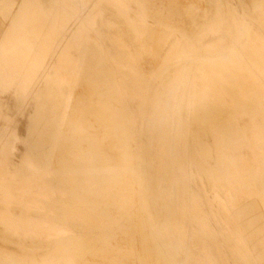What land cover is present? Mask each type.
I'll return each instance as SVG.
<instances>
[{"label": "rangeland", "instance_id": "374dc122", "mask_svg": "<svg viewBox=\"0 0 264 264\" xmlns=\"http://www.w3.org/2000/svg\"><path fill=\"white\" fill-rule=\"evenodd\" d=\"M15 1H16V3H15ZM102 1H103V3H102ZM105 1H107V0H94V1L93 0H87V1L84 0V5L86 4L84 7V12H85V15L87 17L83 20L82 23H79L80 26H79V30H78V34L84 36V38L80 37L79 39L72 40L68 44L67 50H65V51L62 50V52H59L58 54H56L55 56H53L49 60V63L51 65L50 66L48 65L46 67V71H50L52 69H55V71L59 72V74L58 73H55V75L51 74V76L49 75V77L46 80H41V82H39L36 85V91H35L36 97L35 96L30 97L27 101H25L21 105V107L19 109V113L16 115V118L14 120L13 126H15V122H19L18 124H20V127H19V132H18L17 138H15L16 142L14 143L12 150L9 152V156H12V157H10L11 158V162H10L11 164L10 165H12L14 167L20 166L19 169L22 172H26V174H22L21 172H19L20 170L18 168H16L18 170L17 174L20 173V175L19 174L15 175L16 177L13 176V173L11 171H9V173H7V174L1 173V171H0V227H1L0 228V235H1L0 236V242H1L0 243V264H76L77 262L79 264H88V263L90 264L92 261L94 263H91V264H106V263L130 264V262H132L131 264H136V263L137 264H142V263L146 264L147 262L142 260L143 256H141V260H140L141 253L138 251L139 250V248H138L139 244L137 246V243H139V238H137V236H136L138 233H136L135 236L133 234H135V232H139V231L143 232V230H144V232H146L145 230L148 228L149 229L146 232L148 234H146V233L145 234L148 235V237H151V238H148L149 241L150 240L153 241V242H149V243H150L151 247L153 246V248L156 251V256H157L156 259L157 260L156 259L155 260L157 261V263L155 260H153L152 262L147 263V264H160V263H163V264H168V263L169 264H243V263H245L246 264L248 262L247 260H251L250 263L248 262V264H251L252 262H253L252 264H260V260L256 254V251L260 250V251L264 252V243L260 241L259 228L254 224L253 212H251L248 209L247 204L253 197L259 196V194H260L259 192L264 191V175H261L260 178H258L256 176L257 163H256L253 155H249L248 158H246L247 165H248L247 169H245L243 167L244 163H241L237 160V157L244 153L245 147L238 146V144H236L234 142V141H236L235 140L236 138L234 137L235 132L232 130V129H234L233 128L234 125L232 126L231 124H228V122L233 124V122L235 123V121L237 120V121H240V123L243 126L248 127L251 123V120L256 119L258 121V124L255 128V134H256L258 140L264 141V127L262 126V119H264V116L259 111V109L255 108L254 105H252V104H254V100H252V98L254 99V97H253V95H251V93L254 94L255 91H253L250 87H248L246 85L247 81H248V80H246L247 79L246 75H249V73H251L253 70L255 72H257L259 75H264V41H263L264 40V21H263L264 20V0H257L258 2L254 0V3H252L253 0H252V2H250L251 0H249V1L246 0V1H248L249 4L250 3L252 5L254 4L253 6L250 4L253 7V9H249V6H248L246 1L239 0V2L240 3L242 2L241 4L244 5L243 10L241 9L243 7V5H241L238 2V0L237 1L236 0H159L157 2H156V0H144V1L142 0L143 3L140 2L141 0H108L107 2H105ZM42 2H43V0H42ZM42 2H41V0H4V1L2 0L0 2V7H1V5H3L0 8V11H1L0 15L2 16L5 23L8 24V25L6 24L5 28L2 30L1 35H0V86H1L0 92L3 91V93L4 92L12 93V92L16 91L17 88H22V85H24L26 83L24 80L28 78V75L25 74V70L34 71L39 66L41 67V65L43 67V64L45 63V61L48 59V56H49L48 50L40 42H38L36 39H33L32 32L30 33L28 31L27 26H26V18H24L25 14H28L32 17V22L35 25H39L40 23H42L43 25H50L52 22H54L56 25H62V21L68 20L69 16L73 13V10L76 8L74 2L71 0H47V1H44L43 3ZM111 2H112V4H111ZM49 3H51V4H49ZM114 3H116V4H114ZM235 3H238V4H235ZM256 3H258V4L255 6ZM8 4H10V5L8 6ZM117 4H119V5H117ZM239 5H241V6L238 7ZM246 5H247L249 10L246 7L247 10L245 12L244 9H245ZM53 6H54V8H53ZM101 6H103V7H101ZM124 7H125V9H124ZM178 7H180V8L178 9ZM252 7H250V8H252ZM109 8H111L113 10V12ZM187 8H189V10ZM102 9H103V11H102ZM153 9H156V10H153ZM146 10H147V12H146ZM191 10H192V12H191ZM104 11H106L107 14L110 13V15H115V14L116 15H115V17L110 16L112 19H109V21L106 18H110V17H106L105 18L106 20H104V17H105ZM247 11H249L250 14ZM210 12H212V13H210ZM218 12L222 13L224 18L222 20V25L220 26V28L217 29L214 27H215V23L217 21ZM100 13H101V15H100ZM175 13H177V14H175ZM251 13H252V15H251ZM93 14H95L98 17H96L95 15L93 16ZM248 14H249L250 18L248 17ZM127 15H128V17H127ZM168 15L170 17H168ZM181 15H184V16H181ZM194 15H195V17H193ZM246 15H247V17H246ZM254 15H255V17H251ZM144 16H147V17H145L147 19H145ZM187 16L190 19H188ZM116 17H118V18H116ZM132 18H133V20H132ZM11 19H13V20H11ZM117 19H119V20H117ZM164 19H166L168 22L166 20H165L166 22H164ZM168 19L169 20L173 19V20H172V22H170ZM200 19H201V21H200ZM103 20L105 23L103 22ZM110 20H111V22H110ZM112 20L114 22L120 21L118 23L121 25H119L117 22H116V24H117L116 25ZM121 20H122V22H121ZM124 20H125V22H124ZM235 20H236V23H235ZM252 20H254V21H252ZM160 21L162 22V24L164 23L163 25L169 24V25H165L168 27H165L162 24H160L161 23ZM108 22H110V23H108ZM146 22H147V24H146ZM179 22H181V23H179ZM195 22H196V25H195ZM202 22H203V24H202ZM259 22H260V24H259ZM112 23H114V25H112ZM122 23L127 24L126 27ZM183 23L185 24V27H182V26H184ZM96 24L98 25V27ZM93 25H94V27H93ZM115 25L117 26V28L121 27L120 30L121 31L123 30L122 31L123 33L120 30H118ZM114 26H115V29H114ZM145 26H146V28H145ZM150 26L155 27V31H153L154 29L151 28ZM99 27H102L104 29L102 30V28H101V30H100ZM128 27H129V30L128 29L125 30ZM148 27H149L150 31L148 30ZM173 27H175L176 29ZM177 27L178 28L180 27L183 30V32L180 28H179L180 30H178ZM239 27L242 28L244 31L243 35H240ZM90 28L91 29L93 28L96 31L93 30V32H92V30ZM185 28H187V29H185ZM97 29H99V30H97ZM139 29H141V30H139ZM159 29H162V30H159ZM90 30H91V32H90ZM112 30L113 31L115 30V32L118 30L116 32L118 34L116 35L114 33H109V32H113ZM151 30L155 34L153 32H151ZM99 31H101V32L106 31L105 33L109 36H107L104 33L101 34ZM165 31L167 32V34L165 33ZM249 31L252 34L249 33ZM19 32H20V35L18 36ZM97 32H99V33H97ZM129 32H131L134 37L132 35L130 37L131 33H129ZM162 32H164V34H162ZM246 32H248L250 35L247 34ZM119 33H120V35H119ZM156 33L159 34V35L157 34V36H159V37L163 38L165 36V39H163L164 41L162 40V38H158L156 36ZM168 33H170V34H168ZM122 34H124L125 37H123L124 35H122ZM188 34H189V36H188ZM111 35L114 37H112ZM100 37H102V39H100ZM103 37L105 39H107V37L108 38L110 37L109 39L112 38V41L107 39L106 40L107 42H106ZM120 37H123V38L120 39ZM132 37H133V39H130L131 43L128 44V42H130L128 39L132 38ZM124 39H126V40H124ZM153 39L155 41H153ZM157 39L159 41L162 40L161 43L159 42L160 44L157 42L158 41ZM261 39H263V40H261ZM132 40L133 41L136 40V41L132 42ZM110 41L113 43L114 46L112 45V43ZM91 44L93 46H91ZM131 44H132V46H131ZM133 44H134V46H133ZM156 44H157V46H159L161 48L159 49L157 46H154ZM162 44H165V45L167 44L166 45L167 48L164 47L165 45H163V47H162L161 46ZM95 45H96L97 49L94 47ZM102 45H104L105 47ZM108 45H110V46L112 45V47H110ZM188 45H190L192 48ZM256 45H260V50H261V53H263V55H262L263 58L261 56H259L258 54H256V52H255V46ZM88 46H90V47H88ZM115 46H116V49H115ZM102 47L104 49H102ZM112 48H113V50H112ZM117 48L119 50V53L117 52L118 51ZM105 49L108 51H105ZM155 49H156V51H155ZM157 49H159L161 51L162 55H161V53H159L160 51ZM184 49H185V51H184ZM203 49H204V51H203ZM228 49L231 50V52L229 54L227 53ZM94 50H95V52L96 51L97 52L94 53ZM123 50L126 51V53L128 52V54H125ZM186 50H188V51H186ZM89 52H90V54H89ZM91 52L94 55L91 54ZM113 52H115V53H113ZM155 52L156 53L158 52V54H157L158 57L155 56L156 55ZM203 52H207L210 54L203 53ZM222 52H225V53H222ZM110 53H112L114 57ZM119 54H121V55H119ZM122 54H124V55H122ZM98 55L100 56V59H99ZM116 55H119V56H116ZM128 55H129V57H128ZM178 55H179V58H178ZM83 56L86 59H91V60L85 59L84 60L85 63L83 64V62H82L84 59ZM96 56L98 57V59ZM124 56H126V57L124 58ZM138 56H139V59H138ZM159 56H161V57L159 58ZM257 56H258V58H257ZM118 57L121 58L120 59L121 61H118L119 59L117 60ZM156 57H157V59H156ZM249 57H251V58H249ZM39 58H41V59H39ZM158 58H159V60H158ZM235 58H239L241 61L248 64L250 69H244L241 72L242 74L240 73L241 75H239V76L236 73L230 74L229 71L225 70V68L222 67V62H224L225 60L229 62ZM92 59L96 60L97 62L95 61L96 62L95 63ZM154 59L158 60L159 62L155 61ZM57 60H59V62ZM101 60H102V62H101ZM62 61L65 63H61ZM86 61H89V62H86ZM92 61L96 65L93 63L94 66L91 68H93V72L95 74H96V71H97V73H99L96 75H97V77H99L100 81L97 84H95L93 87L87 88L85 85H83V84H85V78L87 75V74H84L86 72H84L83 70L87 71L88 69H90V66L92 65L90 63H92ZM105 61H107V62H105ZM257 61H259V62H257ZM99 62L102 64V66H100ZM108 62H110V65ZM155 62H156V64L154 65L153 63H155ZM157 63H158V65H157ZM88 64H90V65L88 66ZM106 64H107V66H106ZM172 64H173V66H172ZM81 65H83V66H81ZM164 65H166L167 67ZM103 66H106L105 68H106V70L109 71V73H107L108 71H106L103 68ZM110 66L112 68H110ZM116 66H117V68H116ZM87 67H89V68H87ZM79 68H81V69H79ZM95 68H97V69L94 70ZM100 68H102V69H100ZM112 69H114V70H112ZM220 70H221V72H220ZM20 71H21V73H20ZM69 71H73V72L75 71L77 73V78L75 77V74H73V76H69L70 75ZM117 71L120 72V74ZM224 72H225V74H222ZM227 72H228V74H227ZM212 73L214 75H212ZM78 74H79V76H78ZM100 74H102L101 77L99 76ZM61 75H63V76H61ZM83 75H85V78ZM106 75L108 78L106 77ZM109 75H111V76H109ZM102 76L105 79L107 78L108 81H110L112 79L111 80L112 82L111 81L108 82L107 80H104ZM117 76H119V78ZM216 76H218L219 79ZM109 77H113V78H109ZM116 77H117V79H116ZM214 77H215V80L213 79ZM75 78L78 79L77 80L78 82L79 81L80 82L78 83ZM204 79H206L208 81H206ZM167 80H168V82H167ZM51 81H53L52 84H51ZM123 81H124V84H123ZM125 81H127V82H125ZM47 83H49V85L51 84V86L47 85ZM110 84H112V85L110 86ZM117 84H119V85H117ZM126 84L127 85L129 84L128 87ZM183 84H184V86H183ZM74 85H75V87H74ZM222 86H223V88H222ZM40 87L45 88V90H41ZM49 87H50V89H49ZM81 87H83V88H81ZM226 87H228V88L230 87L229 91H228L230 93V96L227 94V91H226L227 88ZM233 87H234V90H232ZM52 88H54V89L56 88V89L52 90ZM79 88H81V90H83V93H81V90ZM84 88L88 89L87 93H86V91L84 92V90H85ZM117 88H121V89H117ZM237 88L242 90L244 95L240 94L238 92H234ZM77 89H79V90H77ZM224 89H226V90H224ZM38 90H40L41 92ZM56 90L59 93H57ZM118 90H120V91H118ZM47 91H49V92L47 93ZM51 91H52V93H51ZM38 92H39V94H38ZM53 92H56L55 96H54ZM107 92H109V93H107ZM3 93H1V94H3ZM43 93H44V95H43ZM79 93H81V94H79ZM235 93H237V96H239V99H238V97H236V98L234 97V96H236ZM36 94H38V95H36ZM72 94L77 98H75V97L72 98L73 97ZM80 95H82V97H80ZM83 95H85V96L83 97ZM194 95L197 97H195ZM231 95L235 99H238L240 102L239 103L238 100H236V102L239 103L238 105H236V107H233L237 103L235 102V100H233L234 98H232ZM39 96H42L43 100ZM201 97H202V99H201ZM53 98L58 101L57 102L54 100L56 102V104H55V102H53V100H52ZM187 98H188V100H187ZM30 99H32V100H30ZM44 99H45V101H44ZM46 99L48 101H46ZM212 99H214V100H212ZM49 100H51L55 106H53V105L49 106L50 104H52V102L50 103ZM74 100H75V102H74ZM211 100L213 102L214 101L215 102L213 103V102H211ZM244 100L245 101L247 100V102H245ZM251 100L253 102H250ZM11 101L14 103L13 107H16L17 103H15L16 102L15 98H12V97L9 98L5 105L3 104V101L0 98V102H1L0 103V111H1V113H0V126L2 124H4V122L7 119H9V117L12 114L15 113L16 108H18V107H16L15 110L13 111L10 108L11 105H13V103L11 104ZM29 101H31L30 103L32 105H33L32 102L35 101L34 105L36 108L34 106H32L31 104H29ZM209 101H210V103H209ZM258 101L260 102L261 106L264 107V98L261 96H258ZM40 102H42V103H40ZM76 102H78V104H76ZM243 102H244V105L240 106V104H243ZM197 103H199V105L201 107L203 106V104H204V106L206 105V107L203 108L204 107L203 106L202 109L200 110L201 107L200 108L197 107ZM215 103H217V105H220V104L221 105L217 106ZM245 103L247 104V106L245 105ZM74 104H75V106H74ZM224 104H226V105H224ZM250 104L254 107V109L252 106L250 108ZM29 105L32 106L33 110L40 109V110H38L37 114L38 113L42 114V116L45 114L46 109H47V111L49 110V113H51L50 114L51 118L47 117V119L48 118H50V119H48L46 121V118H45L47 116L46 114H48V116H49V113L46 111L45 116H43L44 120L47 123V126L50 125V128H52L56 124V126H54L52 129L54 131H52L50 128H48L45 131L46 134L48 132L47 136L50 139V141L48 140L45 132H44L45 136L42 134L40 135V133H38L39 135L38 134L33 135V138L35 137L34 139L32 138L34 141V144H36V143L40 144V143H38L40 141L39 138L41 139V137H39V136H43L45 138L44 143H45V145L47 144V148H48L47 149L46 147L42 146V149H44V150L46 149L45 153L41 152L40 154H37V152L32 148L30 150L29 149L21 150L23 148L22 145L29 148V146L27 144H25L26 141L29 144V139H28L29 137H26L27 139L24 138L26 135L25 129L28 126H30V124H31L29 121L31 120L32 117L30 118L29 115L34 116L33 118H37V120L42 119V121H43V117L41 115H39L40 117H38L35 113V115L37 116V117H35L34 111L30 110L31 108ZM66 105H68V106H66ZM77 105H79L80 107H78ZM194 105L196 107H194ZM3 106H4V108L6 107L5 111H3L4 110ZM38 106H39V108H37ZM45 106H48V107L46 108ZM81 106L84 108L82 109ZM210 106H212V108ZM213 106H214V108H216V110L213 108ZM239 106L241 108H243V109H241L242 112L239 111L240 108H237ZM243 106L244 107L246 106L245 110H244ZM43 107H45L46 109L45 108H44L45 110L41 109ZM73 107L74 108L78 107L79 108V109L77 108L78 111H76V109H73ZM176 107L179 108L178 121H175L174 116H173V115H175L174 113H175ZM193 107L197 108V110L199 111V114H198L199 117L198 118H194V115H195V117H197L196 113L198 111L196 109H194ZM220 107H222L223 109ZM247 107H249L251 110H249V108L247 109ZM23 108H24V110H23ZM209 108L212 110L211 112H210ZM226 108H227V110H226ZM27 109H28V111H26ZM203 109L205 110V112L202 111ZM220 109H221V112H220ZM228 109H229V111H228ZM73 110H74V112L75 111L76 112L74 113ZM85 110H86V112H84ZM194 110L197 112L195 113ZM29 111H30V113H29ZM53 111H54V114H53ZM101 111L104 112V114L101 113ZM200 111H202V112H200ZM231 111H233L232 114H231ZM244 111H246L247 113H245ZM31 112H33L32 113L33 115L31 114ZM203 112L205 114H202ZM215 112H217V113H215ZM227 112L229 114V119H231L232 121L231 120L228 121V116H227L228 114H226ZM72 113H74V114H72ZM212 113H214L215 116ZM23 114L25 117L23 116ZM65 114H67V115H65ZM219 114L221 115L222 118L220 117ZM205 115H208V116H205ZM210 115H211V117H210ZM27 118H30L29 121L28 120L26 121ZM214 118L217 120H213ZM226 118H227L228 122L225 121ZM116 119H117V121H116ZM66 120H67V122H66ZM203 120H206V121H204V122H206V125L204 124ZM20 121H22L23 123ZM48 121H49V123H48ZM52 121H54V125L51 126V124H53ZM188 121H189V123H188ZM190 121L192 122V124ZM221 121H222V125H220ZM202 122H203V124H202ZM207 122L210 125V127L207 124ZM65 123L66 124L68 123L67 124L68 126ZM197 123H199L200 124L199 126H201L202 128L205 126L207 127V125H208L207 128H209V130L207 128H205V130L207 131V134L211 131L212 133L210 132V134H213L212 137L209 134L210 137L207 136V138H206V135H207L205 133L206 131H203V129L201 127H198ZM211 123H212V127H211ZM202 125H205V126H202ZM228 125H229V128H230V126H232V128L229 129ZM66 126H67V128H65ZM214 127H216V128H214ZM222 127L224 128L223 129L224 132H222V130H220ZM21 128H23V129L25 128L23 130V132H21L22 131V130H20ZM64 128H65V130H64ZM213 128L216 130H214ZM13 129H14V127H13ZM210 129H212V130H210ZM50 130H51V132H50ZM75 130H76V132H75ZM201 130L203 131L202 134H201ZM218 130L220 131V133H222V135L220 133L216 134V132ZM73 131H74L75 135L73 134ZM68 132L71 134L70 135L71 137L66 136V135H69ZM225 132L226 133L228 132V134H226L227 137L225 135H223V134H225ZM229 132H232V135H229ZM248 132H250V131H248V129H247V134H248ZM22 133H24V134H22ZM58 133H60L61 135H59ZM65 133H66V135H65ZM78 133H79V135H78ZM62 134H63V136H62ZM22 135H24V136H22ZM37 135H38V137H37ZM228 135H229V137H228ZM61 136H62V138H61ZM73 136H76V138L74 137L76 139L74 141L72 138ZM82 136H83V138H82ZM141 136H143V137H141ZM192 136L193 137L195 136V139ZM231 136H233L232 138H235V139L233 140L232 138H230ZM36 137L38 139H36ZM203 137L206 139H204ZM55 138H56V140H55ZM59 138H60V140H59ZM84 138H88V139H84ZM189 138H190V141L188 140ZM208 138L209 139L211 138L214 140H211V139L209 140ZM203 139L207 142L211 141L212 144H210L209 142L208 143L206 142L207 145L209 144L207 146L206 143H203V141H204ZM224 139H226V140L229 139L228 140L229 142L231 139L230 145H229V143L227 144L228 141H226V143H225ZM92 140H94V141H92ZM114 140H115V142H114ZM195 140L196 141L198 140L197 141L198 144L196 143ZM199 140H202L201 141L202 144L200 143ZM45 141H47L48 143L50 142V143L48 144ZM67 141L68 142L70 141V143H66ZM76 141H78V142H76ZM89 141H90V143H89ZM213 141H214V143H213ZM22 142H24V143H22ZM54 142L55 143L57 142L56 144L59 143L58 146L55 145ZM61 142L64 144L63 148L60 146L62 144ZM188 142H190L189 148H188V145H189ZM219 142H221V143H219ZM88 143H89V145H88ZM65 144L67 146H65ZM74 144H75V146H74ZM18 145L21 146V147H18L21 149L17 148ZM82 145H85L86 148H88V150L86 148L84 149L85 146L81 147ZM199 145L200 146L202 145V146L200 147ZM204 145H205V148H207V150L205 149V151H204ZM212 145L214 147H212ZM223 145L225 146L224 149H223ZM76 146L80 150L76 149ZM88 146H90V147L92 146V147L89 148ZM60 147H61V149H60ZM210 147H212V148H210ZM221 147H222V149H221ZM64 148H66V149H64ZM68 148L72 151L67 150ZM141 148H142V152H140ZM217 148H218V150H217ZM89 149H91V153H89L90 152ZM94 149H96V150H94ZM97 149H100L101 151H109V152H106V153L104 152L101 154L100 153L101 151L100 152L98 151V154L94 153V152H97ZM200 149H203L202 152H200L201 151ZM208 149H209V151H208ZM27 150L29 153L33 151L31 155L35 157V158L32 157V159L33 158L35 159L34 161L30 158L31 155L28 154ZM61 150H62V152H59ZM211 150H213V151L211 152ZM214 150H216V151H214ZM219 150L222 152H225L229 155H232L234 158L233 159L235 161L233 164L234 178H233L232 184L226 183L223 179V173H225V171L227 170V167L225 165L219 163L216 160L217 159L216 155H218ZM92 151H93V153H92ZM25 152H26V154H25ZM54 152H55V155H54ZM85 152H86V154L84 155ZM87 152H88V155H87ZM111 152L113 153V156L117 155L116 159H113V156H111ZM193 152L195 154L194 158H193V155H194ZM209 152H210V154L208 156ZM34 153H36L37 155ZM58 153H61V154H58ZM116 153H119V154H116ZM203 153L206 154L207 156H205ZM62 154H63V157L65 156V158H68V159L65 160V158L60 156ZM92 154L94 155V157L96 156L95 159L98 161H96L92 157ZM38 155L41 157L39 158ZM56 155L60 156V157H56ZM100 155H102V156H100ZM74 156L75 157L79 156V157L75 158ZM107 156L108 157L110 156V157L108 158ZM212 156H214V157L212 158ZM22 157H23V159H22ZM48 157H49V159H48ZM51 157L53 158L54 161H56L55 163L53 162ZM97 157H98V159H97ZM102 157H105V158L102 159ZM139 157H140V159H139ZM46 158L48 159L47 161H46ZM58 158H60V159H58ZM83 158L87 159V161L85 160L86 163L83 162V160H84ZM91 158H93V160H91ZM18 159H19V161H18ZM69 159H71V160H69ZM77 159H78V161H77ZM106 159H108V161ZM201 159H203V161ZM205 159L206 160L211 159L210 161L211 162L214 161L215 164L211 163L209 160L206 161ZM38 160H39V164L42 162L40 164L41 166L39 164H37ZM72 160H75L76 162L72 161ZM101 160H103V163ZM112 160H113V162H112ZM132 160L135 161V165H133L134 162ZM143 160L146 163H144ZM59 161L60 162L62 161V162L60 163ZM91 161H92V164H91ZM131 161L133 164L131 163ZM196 161L198 162V164ZM31 162H32V164H31ZM34 162H35V164H34ZM63 162H65V164ZM68 162L69 163L74 162V163L72 165V163L69 164ZM79 162H81V163H79ZM93 162H94V164L97 162V164L94 165ZM105 162H106V164H104ZM109 162H111V164ZM207 163L211 164L212 166L211 165L208 166ZM85 164H87V165H85ZM125 164L128 166H126ZM21 165H23V167ZM59 165L61 167H58ZM62 165H64V166L62 167ZM130 165H133L135 169L133 167H131ZM25 166L26 167L28 166L29 168L28 167L26 168ZM210 166L212 168H214L215 166L216 167L211 170ZM56 168H58V169H56ZM223 168L225 170L222 171ZM30 169H32V170H30ZM197 169H198V171L202 170L203 174H206V175L203 176L202 172H200V171L198 174ZM55 170H57V171H55ZM213 170H219L220 174L218 173L219 171H217V173H214ZM129 171H130V173L132 172L131 173L132 177H134L136 175L134 178H131V180L129 178V177H131L129 175L130 173H128ZM140 171H143V172H140ZM138 172L142 173V175ZM27 173H28V176H27ZM102 173L104 175H106L107 177L104 176ZM133 173L135 175H133ZM263 173H264V171H263ZM31 174H35V175H31ZM112 174L115 175V177ZM118 174H121L122 176L125 175V177L124 176L123 177L122 176L117 177ZM215 174L217 176H215ZM23 175H25V176H23ZM98 175L99 176L102 175L101 179L104 177L103 178L104 180H102L103 182L101 181L100 178H98ZM207 175L209 177L208 180H207V178L204 179V177H207ZM89 176H90V178H89ZM91 176H92V178L93 177L96 178V181H93L94 178L92 179ZM111 176H112V178H111ZM141 176H143V178ZM54 177H55V179H54ZM69 177H70L69 182H71V180L74 181L73 183L72 182L67 183L68 185H70L71 191L68 188L69 186L64 185L66 183V181H68ZM83 177H84V179H83ZM50 178H51V181H53V183L49 180ZM78 178H80V179H78ZM25 179H26V182H25ZM56 179H57V181H56ZM89 179L90 180L92 179V183L90 182ZM98 179H100L101 182H99ZM109 179H110V183L112 181H114L111 183V185L108 184ZM126 179H129V180H126ZM137 179L139 180V183L138 182L135 183V181H138ZM255 179H256V181H255ZM106 180L108 182L107 183L108 186H105L106 184H103L105 186L104 187L101 183H104V182L106 183ZM115 180H117V181H115ZM14 181H16V182H14ZM44 181H47V182H44ZM54 181L57 182V185L54 184V183H56ZM84 181H86V182H84ZM133 181H134L135 186H132ZM207 181H209L211 183V185H209L210 183ZM8 182H10L11 184ZM58 182H60L59 185H58ZM87 182L88 183L90 182L89 183L90 185ZM97 182H99V184ZM260 182H261V184H260ZM74 183L79 187H77V186L74 187V185H75ZM114 183L116 185L118 184V186H117L118 188L117 187L115 188ZM130 183H131V185H130ZM72 184H73V186H71ZM83 184H85V185H83ZM141 184H142V186H141ZM60 185H62V186H60ZM126 185H128V186H126ZM11 186H13V187H11ZM86 186H88V187H86ZM123 186L127 187V188H125V191L123 189ZM64 187H65V189H64ZM131 187L132 188L134 187L135 190H137L135 192H137L138 195L134 191L132 194L131 191L134 189L130 190ZM227 188H229V190ZM66 189H68V190H66ZM120 189H122V190H120ZM230 189H232V190L230 191ZM258 189H259V191H258ZM82 190L85 191V193ZM79 192H81V193H79ZM86 192H87V194H86ZM88 192H91V193H88ZM121 193H123V194H121ZM213 193L216 194L217 198L212 199ZM27 194H32L33 196H36L39 199V202L31 200V199L30 200L27 199L25 197V195H27ZM80 194L81 195L84 194L85 197H83V195L81 196ZM90 195H92V196H90ZM93 195L99 196V198H100L98 200L99 203L97 201V199H98L97 196H96V200H95V197ZM134 195H136L138 197L139 202H138V200H136L137 197L135 198ZM221 195H223V196H221ZM67 196H68V198H67ZM105 196H107V197H105ZM78 197H79V199H78ZM91 197L94 199L93 201H95V204H93ZM125 197H126V199H125ZM57 198H59V199H57ZM89 198L92 201V203L89 200ZM110 198H111V201H110ZM130 198H132V200ZM221 198H223L222 200H225V202L228 204L229 208L225 209V211H220V212H224V214H225L224 217L228 221H230L231 224H235V226H237V227H235V230H234V231H236V233L235 234L233 233V235H231V236L227 235L225 233V230L222 228V227H224V224L220 221L218 222V219H217V212H218L217 209H218L219 203H221ZM101 199L103 201L104 200L106 201V199H107V201L104 202V204H103V201H101ZM66 201L71 202L73 205L71 203L67 204ZM109 201H110V203H109ZM63 202H65V203H63ZM100 202L102 204H100ZM46 203H48V204H46ZM105 203H108V204H105ZM116 203L118 204V206H116ZM138 203L140 204V206H138ZM44 204L45 205H52V206H44ZM69 204H70V206H69ZM99 204H100V206H99ZM113 204H114V207H113ZM135 204L137 207L135 206ZM243 204H245V205H243ZM110 205H112V206H110ZM212 205H214L215 207H213ZM48 207L49 208L51 207V209H49ZM60 207H61V209H60ZM117 207H118V210L115 209ZM62 208H64V209H62ZM138 208H139V210H138ZM113 209H115V210H113ZM132 209H134V212H133L134 214L132 213ZM140 209H141V211H140ZM16 210L18 211V214H17ZM101 211H104L105 213L101 212ZM136 211L137 212L139 211V213L138 214L135 213ZM36 212L39 214L37 215ZM122 212H124V213H122ZM42 213H43V215H42ZM108 213L110 214V216H108ZM131 213H132V216L134 218L131 217V215H130ZM140 213L142 215V218L145 217V219L142 220V218H141V220H140V215H139ZM150 213H152V214H150ZM241 213L243 214V217L245 219V226L244 227H242V225H240V222L237 219L238 214L240 215ZM128 214H129V216H127ZM135 214H136V216L139 215V217H138L139 220L134 216ZM59 217L63 218L62 220H64L65 222L63 221L64 222L63 223ZM48 218H49V220H48ZM200 219H201V222H203V225H200L198 223V221H200ZM52 220L54 222H52ZM131 220H132V222H131ZM144 220L146 221L147 225H146V223H144L145 222ZM133 221H135V222H133ZM137 221L138 222L140 221L142 226H141L140 222H139V226H137L138 225ZM28 223L30 224V226L28 225ZM75 223H76L75 226H77V227L79 226V229H77L75 226H73ZM220 223L223 225H221ZM70 224L73 226V228ZM68 225H70V227ZM157 225H159V226H157ZM5 226H6V229H5ZM80 226L81 227L84 226V227L81 228ZM92 226H93V228H92ZM146 226H147V228H146ZM141 227H143V228H141ZM219 227H221V228H219ZM74 228H76V232L81 237V238L78 237V240L75 239V238H77L76 235L78 236V234L75 233ZM139 228H141V229L139 230ZM131 229H133V230H131ZM218 229L220 231H218ZM137 230H139V231H137ZM106 231H108V232H106ZM111 231H112V234H111ZM8 232H10V234ZM85 232H86V234H85ZM115 232H117V234H116L117 237L114 234ZM88 233H90V234H88ZM123 233H125V235H123ZM221 233H223V234L221 235ZM98 234L101 236L103 235L104 238H103V236H102V238H100L101 236H99ZM105 234H107V236ZM120 234H122V236ZM10 235H12V236H10ZM67 235L69 236L70 240H67L68 239V237H66ZM82 235H83V237H82ZM87 235H89V236H87ZM90 235H92V236H90ZM110 235H112L111 236L112 238H113V236H114V238L115 237L116 238L114 240H110V239H112L110 237ZM73 236H75V238H72ZM118 236H120V237H118ZM199 236H204L205 242L199 240ZM89 237L92 239L94 237V241L92 239H90ZM95 237L96 238L98 237V239H97L98 241H96ZM108 237L110 239H108ZM126 237L127 238L129 237L128 238L129 240ZM237 237L239 238V240ZM242 237H243V239H242ZM23 238H24V240H23ZM60 238H63V240L65 238V241H63L62 239L60 240ZM83 238L84 239L86 238L89 241L86 242V239L84 240ZM122 238H124V239L122 240ZM52 239L53 240L54 239L59 240V242L57 241L59 245L56 244V242H54ZM72 239H74L76 241H74V240L71 241ZM103 239H105V240H103ZM118 239L120 240V242ZM16 240L17 241L20 240V241L16 242ZM47 240H49V241H47ZM107 240H110V241H107ZM121 240L123 241L122 242L123 244H121ZM126 240L129 241V244ZM136 240L138 242L135 244ZM232 240H233V242H232ZM243 240H245L246 242ZM50 241H53L54 245L52 244V242L49 243ZM68 241H71V242H68ZM77 241H78L79 246L81 245V243H87L85 245L83 244V249H84V247L86 248V249H84L85 251L81 248L82 245L79 248H81L83 251L80 249V252H79V248L77 250V247L75 249L76 251L73 250L77 244ZM101 241L102 242L104 241L105 244L104 243L102 244ZM37 242L40 243L43 247L40 244H38ZM44 242H46V243H44ZM75 242H76V244H75ZM94 242H95V245H94ZM36 244H38L40 246H38ZM51 244H52V246H51ZM99 244H101V245L98 247L97 245H99ZM125 244L129 245V246H126ZM130 244L131 245L133 244L132 246L135 249H133ZM56 245H57V247L62 246V248L58 247V249H56L57 248ZM65 245H66V247H65ZM72 245H74V247ZM93 245H94V248L96 250L93 248ZM37 246H38V248H36ZM67 246H68V248H67ZM71 246H72V248H71ZM91 246H92V248H91ZM101 246H104V249H103V247L100 248ZM23 247H24V249H23ZM47 247H49V248H47ZM50 247H52V249H50ZM87 248H89L91 250H89ZM98 248H99V250H98ZM54 249H55V251H54ZM61 249H63V250H61ZM64 249H65V251H64ZM68 249H70L69 250L70 252H68ZM93 249L95 251H93ZM44 250H46V251H44ZM58 250L59 251L61 250L63 253L59 252ZM87 250H89V251H87ZM101 250H103V251H101ZM77 251H78V253H77ZM250 251H251V253H250ZM23 252H24V254H23ZM40 252H42V253H40ZM58 252H59V254H58ZM65 252H66V254L64 255ZM91 252H92L94 257L89 256V255H92ZM25 253H26V255H25ZM51 253L52 254L56 253V254L52 255ZM82 253H83V255H80L81 257L78 256L79 254H82ZM99 253L102 255H100ZM60 254H61V256H59ZM114 254L119 255V256H116ZM162 254L165 256H163ZM71 256H72V258H71ZM137 256H139V257H137ZM75 257H78V258L75 259ZM91 257L92 258L96 257V258L92 259ZM106 257L108 260L106 259ZM127 257H130V258H127ZM81 258H82V260H81ZM90 258L92 261L90 260ZM109 258H110V260L112 259L114 261H112V260L110 261ZM165 258L167 259L166 262H165ZM96 259H98V260H96ZM134 259L138 262L134 261ZM160 259H161V262H160ZM236 259H237V261H236ZM72 260H74V261H72ZM88 260H90V262ZM105 260H106V262H105ZM115 260H116V263H115ZM162 260H163V262H162ZM240 260H242V261H240ZM141 261H142V263H141ZM153 262H155V263H153Z\"/></svg>", "mask_w": 264, "mask_h": 264}, {"label": "bare ground", "instance_id": "6f19581e", "mask_svg": "<svg viewBox=\"0 0 264 264\" xmlns=\"http://www.w3.org/2000/svg\"><path fill=\"white\" fill-rule=\"evenodd\" d=\"M4 1V0H3ZM44 1H47V0H43V2ZM71 1H73L74 2V4H75V9L73 10V13L69 16V19L68 20H63L62 21V25H56L54 22H52L50 25H43L42 23H40L39 25H35L33 22H32V17L30 16V15H28V14H25V16H24V18H26V26H27V29H28V31L31 33L32 32V34H33V39H36L38 42H40L47 50H48V54H49V56H48V59L45 61V63L43 64V67H42V65H41V67L39 66L37 69H35L34 71H27V70H25V74H27L28 75V78L27 79H25L24 81L26 82L24 85H22V88H17V90L16 91H14V92H12V93H10V92H4L3 93V91L2 92H0V98L2 99V101H3V104L5 105L6 103H7V101H8V99L9 98H15L16 99V102L15 103H17L16 104V107H18V108H16V107H13L14 106V103L11 101V104L13 103V105H11V109L14 111L15 110V108H16V110H15V113L14 114H12L10 117H9V119H7L5 122H4V124H2L1 126H0V171H1V173H4V174H7V173H9V171H11L12 173H13V176H15V175H20V173H18L17 174V169L16 168H18L19 169V167H14V166H12V165H10L11 163V158L10 157H12V156H9V152L12 150V148H13V146H14V143L16 142L15 141V138H17V135H18V132H19V127H20V124H18L19 122H15V126H13V124H14V120H15V118H16V115L19 113V109H20V107H21V105L25 102V101H27L30 97H33V96H35V91H36V85L39 83V82H41V80H46L48 77H49V75L51 76V74H54L55 75V73H58L59 74V72H56L55 71V69H52V70H50V71H46V67L49 65H51L50 63H49V60L53 57V56H55L56 54H58L59 52H62V50L63 51H65V50H67L68 49V44L72 41V40H76V39H79L80 37L81 38H84V36H82V35H79L78 34V30H79V23H82L83 22V20L87 17L86 15H85V12H84V7H85V5H84V0H71ZM87 1V0H86ZM94 1V0H93ZM108 1V0H107ZM107 1H105V2H107ZM144 1V0H143ZM157 1H159V0H156V2ZM237 1V0H236ZM244 1H246V0H244ZM249 1V0H248ZM248 1H246L247 2V4H248V6H249V9H253V5L251 6L249 3H248ZM255 1H257V0H255ZM40 2V1H39ZM41 2H42V0H41ZM42 2V3H43ZM119 2V1H118ZM140 2H142V0L140 1ZM155 2V1H154ZM238 2H239V0H238ZM250 2H252V0L250 1ZM258 2V1H257ZM9 3V2H8ZM15 3H16V1H15ZM102 3H103V1H102ZM130 3V2H129ZM143 3V2H142ZM198 3V2H197ZM240 3V2H239ZM242 3V2H241ZM240 3V4H241ZM245 3V2H244ZM252 3H254V0H253V2ZM49 4H51V3H49ZM105 4V3H104ZM111 4H112V2H111ZM114 4H116V3H114ZM235 4H238V3H235ZM258 3H256L255 4V6L257 5ZM10 4H8V6H9ZM42 5V4H41ZM47 5V4H46ZM55 5V4H54ZM107 5V4H106ZM117 5H119V4H117ZM177 5V4H176ZM241 5H243V4H241ZM241 5H239L238 7H240ZM3 5H1V7H2ZM143 6V5H142ZM156 6V5H155ZM237 6V5H236ZM0 7V8H1ZM101 7H103V6H101ZM108 7V6H107ZM106 7V8H107ZM118 7V6H117ZM175 7V6H174ZM234 7V6H233ZM246 7H247V5L245 6V12H246V10L248 9V7H247V9H246ZM250 7H252V8H250ZM53 8H54V6H53ZM122 8V7H121ZM156 8V7H155ZM180 7H178V9H179ZM243 8H244V5H243V7L241 8L242 10H243ZM256 8V7H255ZM44 9V8H43ZM112 12H113V10L111 9V8H109ZM119 9V8H118ZM124 9H125V7H124ZM188 10H189V8H187ZM186 9V10H187ZM240 9V8H239ZM240 9V10H241ZM248 9V10H249ZM153 10H156V9H153ZM241 10V11H242ZM263 10V9H262ZM10 11V10H9ZM98 11V10H97ZM102 11H103V9H102ZM110 11V12H111ZM119 11V10H118ZM145 11V10H144ZM178 11V10H177ZM212 11V10H211ZM253 11V10H252ZM256 11V10H255ZM1 12V11H0ZM15 12V11H14ZM52 12V11H51ZM105 12V17H104V20H108L109 21V19H112L110 16H114L115 17V15H110V13L109 14H107L106 13V11H104ZM141 12V11H140ZM146 12H147V10H146ZM191 12H192V10H191ZM213 12V11H212ZM212 12H210V13H212ZM247 12H249V11H247ZM115 13V12H114ZM142 13V12H141ZM189 13V12H188ZM240 13V12H239ZM244 13V12H243ZM112 14V13H111ZM123 14V13H122ZM149 14V13H148ZM155 14V13H154ZM175 14H177V13H175ZM183 14V13H182ZM185 14V13H184ZM194 14V13H193ZM249 14H250V12H249ZM249 14H248V17H249ZM256 14V13H255ZM258 14V13H257ZM33 15V14H32ZM84 15V16H83ZM95 14H93V16H94ZM100 15H101V13H100ZM108 15V16H107ZM120 15V14H119ZM125 15V14H124ZM139 15V14H138ZM161 15V14H160ZM167 15V14H166ZM201 15V14H200ZM241 15V14H240ZM251 15H252V13H251ZM96 16V15H95ZM157 16V15H156ZM181 16H184V15H181ZM191 16V15H190ZM96 17H98V16H96ZM106 17H110V18H106ZM125 17V16H124ZM127 17H128V15H127ZM145 17H147V16H144V18ZM168 17H170L169 15H168ZM193 17H195V15L193 16ZM203 17V16H202ZM246 17H247V15H246ZM251 17H255V15L254 16H251ZM2 18V17H1ZM95 18V17H94ZM93 18V19H94ZM101 18V17H100ZM106 18V19H105ZM116 18H118V17H116ZM122 18V17H121ZM165 18V17H164ZM167 18V17H166ZM187 18H188V16H187ZM207 18V17H206ZM223 18H224V16H223V14L222 13H220V12H218V14H217V21H216V23H215V27L214 28H220V26L222 25V20H223ZM250 18V17H249ZM92 19V20H93ZM145 19H147V18H145ZM162 19V18H161ZM171 19V18H170ZM174 19V18H173ZM172 19V20H173ZM188 19H190V18H188ZM193 19V18H192ZM11 20H13V19H11ZM104 20H103V22H104ZM117 20H119V19H117ZM132 20H133V18H132ZM166 19H164V22H166L165 21ZM169 20V19H168ZM172 20H169L170 22H172ZM175 20V19H174ZM256 20V19H255ZM260 20V19H259ZM262 20V19H261ZM22 21V20H21ZM113 21V20H112ZM116 21V20H115ZM163 21V20H162ZM178 21V20H177ZM200 21H201V19H200ZM252 21H254V20H252ZM264 21V20H263ZM110 22H111V20H110ZM110 22H108V23H110ZM114 22V21H113ZM117 23L118 22H120V21H116ZM116 22H114L115 24H116ZM121 22H122V20H121ZM124 22H125V20H124ZM161 22V21H160ZM168 22V21H167ZM176 22V21H175ZM204 22V21H203ZM203 22H202V24H203ZM97 23V22H96ZM105 23V22H104ZM114 23H112V25H114ZM127 23V22H126ZM134 23V22H133ZM138 23V22H137ZM174 23V22H173ZM179 23H181V22H179ZM201 23V22H200ZM235 23H236V20H235ZM247 23V22H246ZM7 24V23H6ZM12 24V23H11ZM85 24V23H84ZM87 24V23H86ZM89 24V23H88ZM93 24V23H92ZM119 24V23H118ZM123 24V23H122ZM136 24V23H135ZM146 24H147V22H146ZM160 24H162V22L160 23ZM164 24V23H163ZM162 24V25H163ZM184 24V23H183ZM182 24V25H183ZM249 24V23H248ZM259 24H260V22H259ZM8 25V24H7ZM97 25V24H96ZM103 25V24H102ZM117 25V24H116ZM115 25V26H116ZM119 25H121V24H119ZM125 27H126V25L127 24H123ZM145 25V24H144ZM165 25H169V24H165ZM165 25H163V26H165ZM178 25V24H177ZM195 25H196V22H195ZM257 25V24H256ZM107 26V25H106ZM105 26V27H106ZM109 26V25H108ZM115 26H114V29H115ZM179 26V25H178ZM87 27V26H86ZM91 27V26H90ZM93 27H94V25H93ZM97 27H98V25H97ZM96 27V28H97ZM103 27V26H102ZM102 27H99V29L101 30V28ZM119 27V26H118ZM137 27V26H136ZM140 27V26H139ZM138 27V28H139ZM151 27V26H150ZM161 27V26H160ZM165 27H168V26H165ZM171 27V26H170ZM169 27V28H170ZM182 27H185V24H184V26H182ZM194 27V26H193ZM238 27V26H237ZM112 28V27H111ZM116 28H117V26H116ZM120 28L121 27H119V28H117L118 30H120ZM145 28H146V26H145ZM151 28H153L154 30L153 31H155V27H151ZM162 28V27H161ZM173 28H175V27H173ZM178 28V27H177ZM180 28V27H179ZM178 28V30H180ZM200 28V27H199ZM91 29V28H90ZM99 29H97V30H99ZM104 28H102V30H103ZM110 29V28H109ZM113 29V28H112ZM123 29V28H122ZM129 30V27L128 28H126L125 30ZM176 29V28H175ZM185 29H187V28H185ZM196 29V28H195ZM246 29V28H245ZM92 30V32H93V30H95V29H91ZM91 30H90V32H91ZM117 30V31H118ZM139 30H141V29H139ZM148 30H149V27H148ZM147 30V31H148ZM159 30H162V29H159ZM158 30V31H159ZM182 30V29H181ZM198 30V29H197ZM239 30H240V35H243L244 34V31H243V29L242 28H240L239 27ZM247 30V29H246ZM96 31V30H95ZM107 31V30H106ZM105 31V32H106ZM111 31V30H110ZM113 31V30H112ZM116 31V32H117ZM121 31V30H120ZM119 31V32H120ZM123 31V30H122ZM121 31V32H122ZM143 31V30H142ZM141 31V32H142ZM150 31V30H149ZM148 31V32H149ZM152 30H151V32H153ZM196 31V30H195ZM101 34L102 33H104V34H106L105 32H101V31H99ZM99 32H97V33H99ZM115 32V30L113 31V32H109V33H114V34H118V33H116ZM120 32V33H121ZM161 32V31H160ZM181 32V31H180ZM182 32H183V30H182ZM237 32V31H236ZM120 33H119V35H120ZM123 33V32H122ZM129 33H131V32H129ZM154 33V32H153ZM165 33L167 34V32L165 31ZM247 34H249V33H251L250 31H249V33L248 32H246ZM140 34V33H139ZM150 34V33H149ZM155 34V33H154ZM153 34V35H154ZM157 34L158 33H156V36H157ZM162 34H164V32H162ZM161 34V35H162ZM168 34H170V33H168ZM252 34V33H251ZM20 35V32L18 33V36ZM100 35V34H99ZM107 35V34H106ZM122 35H124V34H122ZM121 35V36H122ZM131 35L133 36V34L131 33L130 34V37H131ZM159 35V34H158ZM234 35V34H233ZM232 35V36H233ZM250 35V34H249ZM107 36H109V35H107ZM112 36V35H111ZM163 36V35H162ZM173 36V35H172ZM188 36H189V34H188ZM112 37H114V36H112ZM123 37H125V35L123 36ZM123 37H120V39L121 38H123ZM128 37V36H127ZM126 37V38H127ZM134 37V36H133ZM133 37L132 38H129L128 40L130 41V39H133ZM140 37V36H139ZM152 37V36H151ZM158 38H162V37H159V36H157ZM250 37V36H249ZM104 38V37H103ZM110 38V37H109ZM108 37H107V39H109ZM168 38V37H167ZM171 38V37H170ZM190 38V37H189ZM241 38V37H240ZM239 38V39H240ZM254 38V37H253ZM100 39H102V37H100ZM105 39V38H104ZM103 39V40H104ZM107 39H105V41L107 40ZM163 39H165V36L162 38V40ZM109 40H111L112 41V38L111 39H109ZM114 40V39H113ZM117 40V39H116ZM124 40H126V39H124ZM139 40V39H138ZM158 40V39H157ZM161 40V41H162ZM171 40V39H170ZM173 40V39H172ZM190 40V39H189ZM261 40H263V39H261ZM31 41V40H30ZM110 41V42H111ZM134 41H136V40H134ZM133 40H132V42H134ZM153 41H155L154 39H153ZM161 41H157L158 43L160 42L161 43ZM164 41V40H163ZM180 41V40H179ZM250 41V40H249ZM253 41V40H252ZM264 41V40H263ZM104 42V41H103ZM107 42V41H106ZM109 42V43H110ZM114 42V41H113ZM126 42V41H125ZM156 42V43H157ZM166 42V41H165ZM164 42V43H165ZM169 42V41H168ZM171 42V41H170ZM251 42V41H250ZM100 43V42H99ZM102 43V42H101ZM108 43V44H109ZM112 43V42H111ZM116 43V42H115ZM131 43V41L130 42H128V44H130ZM157 43V44H158ZM159 43V44H160ZM186 43V42H185ZM117 44V43H116ZM115 44V45H116ZM145 44V43H144ZM157 44L156 45H154V46H157ZM158 44V45H159ZM170 44V43H169ZM105 45V44H104ZM104 45H102V46H104ZM112 45H113V43H112ZM112 45L110 46V45H108V46H110V47H112ZM163 45H165V44H162L161 46L163 47ZM167 45V44H166ZM166 45L164 46V47H166ZM91 46H93L92 44H91ZM106 46V45H105ZM104 46V47H105ZM114 46V45H113ZM131 46H132V44H131ZM133 46H134V44H133ZM160 46V45H159ZM159 46H157L159 49L161 48V47H159ZM188 46H190V45H188ZM199 46V45H198ZM34 47V46H33ZM88 47H90V46H88ZM95 48H96V45L94 46ZM93 47V48H94ZM138 47V46H137ZM191 47V46H190ZM108 48V47H107ZM114 48V47H113ZM113 48H112V50H113ZM156 48V47H155ZM167 48V47H166ZM185 48V47H184ZM188 48V47H187ZM192 48V47H191ZM34 49V48H33ZM38 49V48H37ZM97 49V48H96ZM102 49H104L103 47H102ZM115 49H116V46H115ZM123 49V48H122ZM159 49H157V50H159ZM163 49V48H162ZM161 49V50H162ZM165 49V48H164ZM170 49V48H169ZM213 49V48H212ZM211 49V50H212ZM233 49V48H232ZM99 50V49H98ZM117 50H118V48H117ZM137 50V49H136ZM210 50V49H209ZM245 50V49H244ZM80 51V50H79ZM85 51V50H84ZM90 51V50H89ZM102 51V50H101ZM105 51H108V50H106L105 49ZM111 51V50H110ZM121 51V50H120ZM124 51V50H123ZM155 51H156V49H155ZM160 51V50H159ZM169 51V50H168ZM167 51V52H168ZM184 51H185V49H184ZM186 51H188V50H186ZM196 51V50H195ZM203 51H204V49H203ZM227 51V50H226ZM251 51V50H250ZM35 52V51H34ZM97 52V51H96ZM95 52V50H94V53H96ZM112 52V51H111ZM118 53H119V50L117 51ZM122 52V51H121ZM194 52V51H193ZM197 52V51H196ZM221 52V51H220ZM231 52V50H229L228 49V51H227V53L229 54ZM255 52H256V54H258L259 56H261L262 57V55H263V53H261V50H260V45H256L255 46ZM40 53V52H39ZM85 53V52H84ZM87 53V52H86ZM107 53V52H106ZM109 53V52H108ZM113 53H115V52H113ZM123 53V52H122ZM124 53L125 54H128V52L126 53V51H124ZM159 53H161V51L159 52ZM164 53V52H163ZM180 53V52H179ZM186 53V52H185ZM203 53H207V52H203ZM214 53V52H213ZM222 53H225V52H222ZM24 54V53H23ZM47 54V55H48ZM83 54V53H82ZM89 54H90V52H89ZM91 54H93L92 52H91ZM99 54V53H98ZM103 54V53H102ZM110 54H112V53H110ZM117 54V53H116ZM146 54V53H145ZM155 56H157V54H158V52L156 53L155 52ZM207 54H210V53H207ZM218 54V53H217ZM94 55V54H93ZM108 55V54H107ZM106 55V56H107ZM119 55H121V54H119ZM119 55H116V56H119ZM122 55H124V54H122ZM137 55V54H136ZM161 55H162V53H161ZM166 55V54H165ZM195 55V54H194ZM215 55V54H214ZM20 56V55H19ZM85 56V55H84ZM83 56V64L85 63L84 62V60L86 59L85 57ZM99 56V55H98ZM102 56V55H101ZM112 56H113V54H112ZM140 56V55H139ZM139 56H138V59H139ZM152 56V55H151ZM169 56V55H168ZM186 56V55H185ZM237 56V55H236ZM252 56V55H251ZM97 57V56H96ZM105 57V56H104ZM108 57V56H107ZM111 57V56H110ZM114 57V56H113ZM126 56H124V58H125ZM128 57H129V55H128ZM127 57V58H128ZM146 57V56H145ZM154 57V56H153ZM158 57V56H157ZM157 57H156V59H157ZM161 56H159V58H160ZM175 57V56H174ZM43 58V57H42ZM106 58V57H105ZM116 58V57H115ZM155 58V57H154ZM159 58H158V60H159ZM169 58V57H168ZM167 58V59H168ZM178 58H179V55H178ZM249 58H251V57H249ZM257 58H258V56H257ZM263 58V57H262ZM39 59H41V58H39ZM97 59H98V57H97ZM99 59H100V56H99ZM109 59V58H108ZM119 59V60H118ZM121 58H117V60L118 61H121L120 60ZM86 60H91V59H86ZM93 60V59H92ZM106 60V59H105ZM124 60V59H123ZM144 60V59H143ZM153 60V59H152ZM155 60V59H154ZM158 60H155V61H157V62H159ZM178 60V59H177ZM54 61V60H53ZM58 62H59V60H57ZM94 62L96 61V60H93ZM92 61V63H90V64H92L91 66H90V69H88L87 71L86 70H83L84 72H86V73H84V74H87L86 75V78H85V75H83L84 76V78H85V84H83V85H85L87 88H91V87H93L95 84H97L99 81H100V79H99V77H97V75L96 74H99V73H97V71H96V74L93 72V68H91V67H93L94 65H93V62ZM110 61V60H109ZM114 61V60H113ZM149 61V60H148ZM166 61V60H165ZM86 62H89V61H86ZM97 62V61H96ZM95 62V63H96ZM101 62H102V60H101ZM105 62H107V61H105ZM252 62V61H251ZM257 62H259V61H257ZM49 63V64H48ZM61 63H65V62H61ZM94 63V64H95ZM100 63V62H99ZM109 63V65H110V62H108ZM120 63V62H119ZM125 63V62H124ZM132 63V62H131ZM138 63V62H137ZM90 64H88V66L90 65ZM114 64V63H113ZM129 64V63H128ZM154 65L156 64V62L155 63H153ZM86 65V64H85ZM84 65V66H85ZM96 65V64H95ZM104 65V64H103ZM152 65V64H151ZM157 65H158V63H157ZM162 65V64H161ZM81 66H83V65H81ZM100 66H102V64L100 63ZM106 66H107V64H106ZM106 66H103V68L106 70ZM136 66V65H135ZM164 66H166V65H164ZM172 66H173V64H172ZM175 66V65H174ZM52 67V66H51ZM99 67V66H98ZM131 67V66H130ZM154 67V66H153ZM167 67V66H166ZM165 67V68H166ZM184 67V66H183ZM222 67H224L225 68V70H227V71H229L230 72V74L232 73V74H238V76L239 75H241L242 73V71L244 70V69H250L249 68V66H248V64H246L245 62H243V61H241L239 58H235V59H233V60H231V61H224V62H222ZM82 68V67H81ZM81 68H79V69H81ZM87 68H89V67H87ZM110 68H112L111 66H110ZM114 68V67H113ZM116 68H117V66H116ZM124 68V67H123ZM177 68V67H176ZM84 69V68H83ZM97 68H95L94 70H96ZM100 69H102V68H100ZM133 69V68H132ZM199 69V68H198ZM112 70H114V69H112ZM159 70V69H158ZM167 70V69H166ZM172 70V69H171ZM106 71H108V70H106ZM163 71V70H162ZM215 71V70H214ZM24 72V71H23ZM75 72V71H74ZM73 71H69V73H70V75L69 76H73V74H75V77L77 78V73L75 72L74 73ZM102 72V71H101ZM104 72V71H103ZM111 72V71H110ZM118 72V71H117ZM122 72V71H121ZM126 72V71H125ZM139 72V71H138ZM174 72V71H173ZM220 72H221V70H220ZM20 73H21V71H20ZM82 73V74H83ZM105 73V72H104ZM103 73V74H104ZM107 73H109V71L107 72ZM115 73V72H114ZM119 74H120V72H118ZM147 73V72H146ZM156 73V72H155ZM208 73V72H207ZM241 73V74H240ZM117 74V73H116ZM194 74V73H193ZM222 74H225V72L224 73H222ZM227 74H228V72H227ZM226 74V75H227ZM229 74V75H230ZM245 74V73H244ZM64 75V74H63ZM63 75H61V76H63ZM101 75L102 74H100L99 76L101 77ZM166 75V74H165ZM172 75V74H171ZM212 75H214L213 73H212ZM211 75V76H212ZM78 76H79V74H78ZM109 76H111V75H109ZM115 76V75H114ZM130 76V75H129ZM197 76V75H196ZM244 76V75H243ZM66 77V76H65ZM103 77V76H102ZM106 77H107V75H106ZM118 78H119V76H117ZM117 77H116V79H117ZM163 77V76H162ZM169 77V76H168ZM216 77H218V76H216ZM223 77V76H222ZM246 77H247V79L246 80H248L247 81V86L248 87H250L253 91H255L254 92V94H252L251 93V95H253V97H254V99L252 98V100H254V104H252V105H254V107L255 108H257V109H259V111L263 114V116H264V107H262L261 106V104H260V102L258 101V96H261V97H263L264 98V75H259L257 72H255L254 70L251 72V73H249V75H246ZM52 78V77H51ZM50 78V79H51ZM75 78V79H76ZM83 78V79H84ZM108 78V77H107ZM105 79L104 77H103V79L104 80H107L108 81V79ZM109 78H113V77H109ZM145 78V77H144ZM171 78V77H170ZM162 79V78H161ZM214 80H215V77L213 78ZM218 79H219V77H218ZM238 79V78H237ZM54 80V79H53ZM78 79H76V81H77ZM82 80V79H81ZM110 80V79H109ZM112 80V79H111ZM110 80V81H111ZM165 80V79H164ZM204 80H206V79H204ZM68 81V80H67ZM110 81H108V82H110ZM146 81V80H145ZM161 81V80H160ZM206 81H208V80H206ZM217 81V80H216ZM215 81V82H216ZM242 81V80H241ZM48 82V81H47ZM52 82L53 81H51V84H52ZM78 82V81H77ZM76 82V83H77ZM80 82V81H79ZM78 82V83H79ZM112 82V81H111ZM125 82H127V81H125ZM129 82V81H128ZM167 82H168V80H167ZM219 82V81H218ZM235 82V81H234ZM2 83V82H1ZM65 83V82H64ZM223 83V82H222ZM242 83V82H241ZM51 84L49 85V83H47V85H49V86H51ZM56 84V83H55ZM63 84V83H62ZM123 84H124V81H123ZM130 84V83H129ZM128 84V85H129ZM164 84V83H163ZM209 84V83H208ZM112 84H110V86H111ZM117 85H119V84H117ZM127 85V84H126ZM128 85H127V87H128ZM102 86V85H101ZM105 86V85H104ZM153 86V85H152ZM183 86H184V84H183ZM182 86V87H183ZM231 86V85H230ZM237 86V85H236ZM245 86V85H244ZM1 87V86H0ZM44 87V86H43ZM43 87H40L41 88V90H45V88H43ZM46 87V86H45ZM54 87V86H53ZM57 87V86H56ZM65 87V86H64ZM63 87V88H64ZM74 87H75V85H74ZM85 87V88H86ZM113 87V86H112ZM131 87V86H130ZM154 87V86H153ZM48 88V87H47ZM61 88V87H60ZM67 88V87H66ZM77 88V87H76ZM81 88H83V87H81ZM81 88H79L80 90H81ZM84 88V89H85ZM99 88V87H98ZM105 88V87H104ZM222 88H223V86H222ZM227 88V90L226 89H224V90H226L227 91V94L230 96V93L228 92L229 91V88L228 87H226ZM236 88V87H235ZM49 89H50V87H49ZM54 88H52V90H53ZM56 89V88H55ZM54 89V90H55ZM79 89H77V90H79ZM97 89V88H96ZM117 89H121V88H117ZM190 89V88H189ZM76 90V91H77ZM87 90L88 89H85L84 90V92L86 91V93H87ZM231 90V89H230ZM232 90H234V87H233V89ZM38 91H40V90H38ZM65 91V90H64ZM75 91V90H74ZM118 91H120V90H118ZM149 91V90H148ZM200 91V90H199ZM248 91V90H247ZM41 92V91H40ZM49 91H47V93H48ZM56 92H57V90H56ZM56 92H53L54 93V96H55V93ZM112 92V91H111ZM181 92V91H180ZM192 92V91H191ZM197 92V91H196ZM195 92V93H196ZM205 92V91H204ZM232 92V91H231ZM234 92H238V93H240V94H243V91L242 90H240L239 88H237ZM245 92V91H244ZM1 93H3V94H1ZM51 93H52V91H51ZM57 93H59V92H57ZM77 93V92H76ZM75 93V94H76ZM81 93H83V90H81ZM81 93H79V94H81ZM85 93V94H86ZM107 93H109V92H107ZM120 93V92H119ZM148 93V92H147ZM190 93V92H189ZM202 93V92H201ZM226 93V92H225ZM38 94H39V92H38ZM38 94H36V95H38ZM42 94V93H41ZM40 94V95H41ZM232 94V93H231ZM236 94V96H234L235 98L236 97H238V99H239V96H237V93H235ZM43 95H44V93H43ZM42 95V96H43ZM60 95V94H59ZM65 95V94H64ZM70 95V94H69ZM73 95V94H72ZM149 95V94H148ZM199 95V94H198ZM244 95V94H243ZM248 95V94H247ZM42 96H39V97H41V99H42ZM48 96V95H47ZM78 96V95H77ZM85 95H83V97H84ZM88 96V95H87ZM95 96V95H94ZM121 96V95H120ZM192 96V95H191ZM195 96V95H194ZM208 96V95H207ZM215 96V95H214ZM36 97V96H35ZM75 96L73 95V97L72 98H74ZM80 97H82V95H80ZM93 97V96H92ZM177 97V96H176ZM195 97H197V96H195ZM217 97V96H216ZM231 97L232 98H234L232 95H231ZM230 97V98H231ZM251 97V96H250ZM60 98V97H59ZM75 98H77V97H75ZM112 98V97H111ZM114 98V97H113ZM178 98V97H177ZM205 98V97H204ZM231 98V99H232ZM233 99V100H235V102H236V100H238V99ZM246 98V97H245ZM249 98V97H248ZM49 99V98H48ZM190 99V98H189ZM199 99V98H198ZM201 99H202V97H201ZM209 99V98H208ZM30 100H32V99H30ZM43 100V99H42ZM53 100V102H55V101H57V100H55L54 98L52 99ZM55 100V101H54ZM62 100V99H61ZM77 100V99H76ZM92 100V99H91ZM187 100H188V98H187ZM191 100V99H190ZM204 100V99H203ZM212 100H214V99H212ZM211 100V102H213ZM242 100V99H241ZM250 101V102H253V101ZM262 100V99H261ZM44 101H45V99H44ZM46 101H48L47 99H46ZM50 101V103L52 102L51 100H49ZM100 101V100H99ZM113 101V100H112ZM245 101V100H244ZM263 101V100H262ZM31 101H29V104H31L30 103ZM38 102V101H37ZM53 102H52V104H50L49 106H51V105H53V106H55L54 104H53ZM58 102V101H57ZM74 102H75V100H74ZM102 102V101H101ZM215 102V101H214ZM213 102V103H214ZM217 102V101H216ZM234 102V101H233ZM238 102H239V100H238ZM245 102H247V100L245 101ZM249 102V101H248ZM1 103V102H0ZM9 103V102H8ZM33 103V105L32 106H34L35 107V105H34V103H35V101L34 102H32ZM40 103H42V102H40ZM49 103V102H48ZM89 103V102H88ZM195 103V102H194ZM209 103H210V101H209ZM223 103V102H222ZM237 103V102H236ZM240 103V102H239ZM239 103H237V104H235V106H233V107H236V105H238ZM2 104V105H3ZM55 104H56V102H55ZM76 104H78V102H76ZM101 104V103H100ZM203 104V103H202ZM216 105H217V103H215ZM8 105V104H7ZM10 105V104H9ZM42 105V104H41ZM40 105V106H41ZM62 105V104H61ZM141 105V104H140ZM148 105V104H147ZM212 105V104H211ZM214 105V104H213ZM221 105V104H220ZM220 105H217V106H220ZM224 105H226V104H224ZM223 105V106H224ZM242 105H244V102H243V104H240V106H242ZM245 105L247 106V104L245 103ZM251 104H250V108H251V106H252ZM30 106V105H29ZM28 106V107H29ZM32 106H30V110H33L32 109ZM43 106V105H42ZM66 106H68V105H66ZM74 106H75V104H74ZM78 107H80L79 105H77ZM85 106V105H84ZM203 106H204V104H203ZM202 106V107H203ZM222 106V107H223ZM237 107V108H240L239 109V111H241L242 112V110L241 109H243V108H241V107ZM245 106V107H246ZM13 107V108H12ZM33 107V108H34ZM46 108L48 107V106H45ZM45 107H43V108H41V109H44ZM78 107H73V109H76V111H78L77 110V108ZM82 107V106H81ZM89 107V106H88ZM95 107V106H94ZM119 107V106H118ZM194 107H196L195 105H194ZM193 107V108H194ZM197 107H201L200 105H199V103H197ZM202 107L200 108V110L202 109ZM206 107V105L203 107V108H205ZM211 108H212V106H210ZM222 107H220V108H222ZM244 107V106H243ZM245 107H244V110H245ZM253 107V106H252ZM254 107H253V109H254ZM8 108V107H7ZM36 108V107H35ZM34 108V109H35ZM37 108H39V106L37 107ZM45 108V109H46ZM51 108V107H50ZM55 108V107H54ZM84 107H82V109H83ZM213 108H214V106H213ZM218 108V107H217ZM249 107H247V109H248ZM249 108V110H251ZM4 109V110H3ZM3 111H5L6 110V107L4 108V106H3ZM29 109V108H28ZM28 109L26 110V111H28ZM44 109V110H45ZM68 109V108H67ZM79 109V108H78ZM194 109H196L197 110V108H194ZM208 109V108H207ZM206 109V110H207ZM210 109V108H209ZM215 110H216V108H214ZM219 109V108H218ZM223 109V108H222ZM225 109V108H224ZM23 110H24V108H23ZM38 110H40V109H36V110H33L34 111V115H35V113H36V115L38 116V117H40L39 115H41L42 116V114H37V112H38ZM43 110V111H44ZM58 110V109H57ZM226 110H227V108H226ZM233 110V109H232ZM238 110V109H237ZM10 111V110H9ZM22 111V110H21ZM36 111V112H35ZM46 111H47V109L45 110V114H46ZM75 111V112H76ZM97 111V110H96ZM178 111H179V108L178 107H176V109H175V115H173L174 116V120L175 121H178V116H179V113H178ZM195 111V110H194ZM198 111V110H197ZM197 111H195V113L197 112ZM202 111H204L205 112V110L203 109ZM202 111H200V112H202ZM212 110L210 109V112H211ZM214 111V110H213ZM224 111V110H223ZM228 111H229V109H228ZM238 111V112H239ZM247 111V110H246ZM246 111H244L245 113H247ZM256 111V110H255ZM8 112V111H7ZM25 112V111H24ZM40 112V111H39ZM48 113H49V110L47 111ZM51 112V111H50ZM65 112V111H64ZM73 112H74V110H73ZM74 112V113H75ZM84 112H86V110L84 111ZM83 112V113H84ZM148 112V111H147ZM202 113V114H205V113ZM207 112V111H206ZM220 112H221V109H220ZM219 112V113H220ZM225 112V111H224ZM232 112L233 111H231V114H232ZM0 113H1V111H0ZM11 113V112H10ZM28 113V112H27ZM29 113H30V111H29ZM33 112H31V114H32ZM43 113V112H42ZM69 113V112H68ZM74 113H72V114H74ZM78 113V112H77ZM101 113H103L104 114V112H102L101 111ZM208 113V112H207ZM215 113H217V112H215ZM237 113V112H236ZM3 114V113H2ZM1 114V115H2ZM9 114V113H8ZM25 114V113H24ZM24 114H23V116H24ZM45 114L43 115V116H45ZM50 114L51 113H49V116H48V114H46L47 116L45 117L46 118V121L48 120V119H50L51 117H50ZM53 114H54V111H53ZM64 114V113H63ZM71 114V115H72ZM197 114V117H195V115H194V118H198L199 116H198V114H199V111L196 113ZM213 115H214V113H212ZM222 114V113H221ZM225 114V113H224ZM226 114H228V112L226 113ZM234 114V113H233ZM249 114V113H248ZM33 115V114H32ZM35 115V117H37ZM65 115H67V114H65ZM78 115V114H77ZM76 115V116H77ZM83 115V114H82ZM209 115V114H208ZM208 115H205V116H208ZM220 115V114H219ZM247 115V114H246ZM27 116V115H26ZM30 116V118L32 117H34V116H31V115H29ZM42 116V117H43ZM58 116V115H57ZM74 116V115H73ZM96 116V115H95ZM189 116V115H188ZM215 116V115H214ZM218 116V115H217ZM228 116V121L229 120H231V119H229V114L227 115ZM25 117V116H24ZM47 117H50V118H48L47 119ZM75 117V116H74ZM73 117V118H74ZM204 117V116H203ZM210 117H211V115H210ZM209 117V118H210ZM220 117H221V115H220ZM224 117V116H223ZM30 118H27L26 119V121L28 120L29 121V119ZM31 118V120L29 121L31 124H30V126H28L26 129H25V137L24 138H26V137H29L28 139H29V144L27 143V141H26V143L25 144H27L28 146H29V148L28 147H26V146H23L22 145V147L24 148H18V147H21L20 145H18L17 146V148L18 149H21V150H26V149H34L36 152H37V154H40L41 152H44L45 153V150L44 149H42V146H44V147H46L47 148V144L45 145V143H44V137L43 136H39V137H41V139L39 138V140L41 141H39L38 143H40V144H34V141H33V139L35 138H33V135H36V134H38V133H40V135L42 134V135H44V132L48 129V128H50V125L49 126H47V123L45 122V120H44V117H43V121H42V119H39V120H37V118H33L32 119ZM71 118V117H70ZM162 118V117H161ZM208 118V117H207ZM213 118V117H212ZM222 118V117H221ZM220 118V119H221ZM219 119V120H220ZM52 120V119H51ZM80 120V119H79ZM161 120V119H160ZM212 120V119H211ZM210 120V121H211ZM213 120H217V119H213ZM224 120V119H223ZM222 120V121H223ZM72 121V120H71ZM116 121H117V119H116ZM197 121V120H196ZM200 121V120H199ZM204 121H206V120H203V122ZM208 121V120H207ZM222 121H221V123H220V125H222ZM225 121H227V118H226V120ZM224 121V122H225ZM227 121V122H228ZM232 121V120H231ZM20 122H22V121H20ZM51 122V121H50ZM53 122V124H51V126L52 125H54V121H52ZM66 122H67V120H66ZM174 122V121H173ZM191 122V121H190ZM198 122V121H197ZM203 122H202V124H203ZM212 122V121H211ZM215 122V121H214ZM217 122V121H216ZM23 123V122H22ZM48 123H49V121H48ZM64 123V122H63ZM62 123V124H63ZM71 123V122H70ZM100 123V122H99ZM138 123V122H137ZM188 123H189V121H188ZM66 124V123H65ZM68 124V123H67ZM66 124V125H67ZM191 124H192V122H191ZM204 124L206 125V122H204ZM207 124H208V122H207ZM226 124V123H225ZM228 124H231L232 126H233V128L234 129H232L234 132H235V138H232L233 136H231L230 138H232L233 140L235 139L236 141H234L236 144H238V146H243V147H245V149H244V153L243 154H241V155H239L238 157H237V160L239 161V162H241V163H244V168L245 169H247V167H248V165H247V161H246V158H248V156L249 155H253L254 156V158H255V161H256V163H257V167H256V176L258 177V178H260L261 177V175H264V173H263V171H264V141L263 140H258L257 139V136H256V134H255V128H256V126H257V124H258V121L256 120V119H253V120H251V123H250V125L248 126V127H245V126H243L241 123H240V121H235V123L233 122V124L232 123H230V122H228ZM79 125V124H78ZM197 125H198V127H201V126H199L200 124L199 123H197ZM205 125H202V126H205ZM209 125V124H208ZM208 125H207V127H208ZM227 125V124H226ZM54 126H56V124L54 125ZM53 126V127H54ZM68 126V125H67ZM67 126L65 127V128H67ZM83 126V125H82ZM190 126V125H189ZM232 126H230V128H229V125H228V128L229 129H231L232 128ZM262 126L264 127V119H262ZM13 127H14V129H13ZM25 127V126H24ZM53 127L52 128H50L51 130L53 129ZM87 127V126H86ZM206 126L205 127H201L202 129H203V131H206L205 130V128H207ZM209 127H210V125H209ZM211 127H212V123H211ZM65 128H64V130H65ZM214 128H216V127H214ZM213 128V129H214ZM23 128H21L20 130H22L21 132H23V130H24ZM77 129V128H76ZM135 129V128H134ZM208 130H209V128H207ZM223 127L220 129V130H222V132H224L223 131ZM227 129V128H226ZM225 129V130H226ZM247 129H248V131H250V132H248V134H247ZM16 130V131H15ZM51 130H50V132H51ZM136 130V129H135ZM142 130V129H141ZM189 130V129H188ZM210 130H212V129H210ZM214 130H216V129H214ZM52 131H54V130H52ZM63 131V130H62ZM202 130H201V134H202V132H203ZM232 131V132H233ZM75 132H76V130H75ZM138 132V131H137ZM143 132V131H142ZM211 132V131H210ZM210 132L207 134V131L205 132L207 135H206V138H207V136H209V134H210ZM232 132H229V135H232ZM262 132V131H261ZM69 133V132H68ZM173 133V132H172ZM190 133V132H189ZM204 133V134H205ZM212 133V132H211ZM220 133V131L218 130L217 132H216V134H219ZM231 133V134H230ZM22 134H24V133H22ZM45 134H46V132H45ZM47 134H48V132H47ZM47 134H46V136H47ZM50 134V133H49ZM59 135H61L60 133H58ZM73 134H74V131H73ZM72 134V135H73ZM143 134V133H142ZM141 134V135H142ZM221 135H222V133H220ZM226 134H228V132L226 133L225 132V134H223V135H225L226 137H227V135ZM21 135V134H20ZM39 135V134H38ZM38 135H37V137H38ZM51 135V134H50ZM49 135V136H50ZM65 135H66V133H65ZM71 134L69 133V135H66V136H68V137H71L70 136ZM75 135V134H74ZM78 135H79V133H78ZM82 135V134H81ZM188 135V134H187ZM211 135V137H212V135L213 134H210ZM229 135H228V137H229ZM22 136H24V135H22ZM45 136V135H44ZM62 136H63V134H62ZM62 136H61V138H62ZM200 136V135H199ZM217 136V135H216ZM36 137V139H38ZM52 137V136H51ZM76 138V136H73L72 138H73V141L74 140H76L75 138ZM111 137V136H110ZM119 137V136H118ZM141 137H143V136H141ZM193 137V136H192ZM191 137V138H192ZM210 137V136H209ZM33 138V139H32ZM47 138H48V136H47ZM58 138V137H57ZM67 138V137H66ZM82 138H83V136H82ZM89 138V137H88ZM88 138H84V139H88ZM194 139H195V136L193 137ZM204 138V137H203ZM206 138H204V139H206ZM219 138V137H218ZM27 139V138H26ZM68 139V138H67ZM79 139V138H78ZM113 139V138H112ZM193 139V140H194ZM200 139V138H199ZM202 139V138H201ZM203 139V140H204ZM209 139V138H208ZM207 139V140H208ZM211 139V138H210ZM209 139V140H210ZM216 139V138H215ZM220 139V138H219ZM47 140V139H46ZM48 140L50 141V139L48 138ZM47 140V141H48ZM55 140H56V138H55ZM59 140H60V138H59ZM64 140V139H63ZM69 140V139H68ZM72 140V139H71ZM143 140V139H142ZM189 141H190V138L188 139ZM211 140H214V139H211ZM225 140V143H226V141H228L229 139H224ZM223 140V141H224ZM47 141H45V142H47ZM80 141V140H79ZM83 141V140H82ZM81 141V142H82ZM92 141H94V140H92ZM111 141V140H110ZM113 141V140H112ZM144 141V140H143ZM172 141V140H171ZM196 141V140H195ZM198 141V140H197ZM197 141H196V143H197ZM200 141V143H201V141L202 140H199ZM205 141V140H204ZM203 141V143H206L207 141H205L204 142ZM76 142H78V141H76ZM114 142H115V140H114ZM135 142V141H134ZM193 142V141H192ZM209 142V141H208ZM207 142V143H208ZM230 142H231V139H230ZM230 142L228 141L227 142V144L229 143V145H230ZM233 142V141H232ZM22 143H24V142H22ZM48 143V142H47ZM50 143V142H49ZM48 143V144H49ZM55 143V142H54ZM57 143V142H56ZM55 143V145H57L58 146V144H56ZM62 143V142H61ZM66 143H70V141L68 142H66ZM89 143H90V141H89ZM89 143H88V145H89ZM95 143V142H94ZM97 143V142H96ZM160 143V142H159ZM190 142H188V144H189ZM207 143H206V145H207ZM210 144H212V142L210 141L209 142ZM213 143H214V141H213ZM219 143H221V142H219ZM21 144V143H20ZM44 144V145H43ZM114 144V143H113ZM119 144V143H118ZM172 144V143H171ZM198 144V143H197ZM202 144V143H201ZM226 144V145H227ZM63 143L60 145L62 148H63ZM86 145V144H85ZM85 145H82L81 147H83V146H85ZM116 145V144H115ZM122 145V144H121ZM142 145V144H141ZM160 145V144H159ZM158 145V146H159ZM209 145V144H208ZM207 145V146H208ZM56 146V147H57ZM65 146H67L66 144H65ZM74 146H75V144H74ZM97 146V145H96ZM189 146H190V144L188 145V148H189ZM200 146V145H199ZM202 146V145H201ZM200 146V147H201ZM211 146V145H210ZM50 147V146H49ZM61 147H60V149H61ZM69 147V146H68ZM79 147V146H78ZM80 147V148H81ZM89 148H91L90 146H88ZM135 147V146H134ZM212 147H214L213 145H212ZM212 147H210V148H212ZM219 147V146H218ZM224 145H223V149H224ZM55 148V147H54ZM86 148V146L84 147V149ZM98 148V147H97ZM107 148V147H106ZM145 148V147H144ZM191 148V147H190ZM203 148V147H202ZM216 148V147H215ZM48 149V148H47ZM64 149H66V148H64ZM76 149H78L77 148V146H76ZM87 150H88V148H86ZM205 149L207 150V148H205V145H204V151H205ZM221 149H222V147H221ZM220 149V150H221ZM17 150V149H16ZM20 150V151H21ZM44 150V151H43ZM67 150H70L69 148L67 149ZM78 150H80V149H78ZM94 150H96V149H94ZM104 150V149H103ZM106 150V149H105ZM201 150V151H200ZM199 151L200 152H202V150L203 149H200ZM217 150H218V148H217ZM219 150V152H218V155H216L217 157V161L219 162V163H221V164H223V165H225L226 167H227V170L225 171V173H223V179H224V181L226 182V183H230V184H232V182H233V178H234V167H233V164H234V158H233V156L232 155H229V154H227V153H225V152H222V151H220ZM19 151V150H18ZM34 151V152H35ZM70 151H72V150H70ZM75 151V150H74ZM89 153H91V149H89ZM98 151L100 152L101 150L100 149H97V152H94V153H97L98 154ZM193 151V150H192ZM208 151H209V149H208ZM207 151V152H208ZM213 150H211V152H212ZM214 151H216V150H214ZM23 152V151H22ZM27 152H28V150H27ZM33 152V151H32ZM32 152H28V154H32ZM48 152V151H47ZM56 152V151H55ZM55 152H54V155H55ZM59 152H62V150L61 151H59ZM106 153V152H109V151H101L100 153L102 154V153ZM140 152H142V148H141V151ZM190 152V151H189ZM197 152V151H196ZM92 153H93V151H92ZM99 153V154H100ZM135 153V152H134ZM205 153V152H204ZM203 153V154H204ZM5 154V155H4ZM16 154V153H15ZM19 154V153H18ZM21 154V153H20ZM25 154H26V152H25ZM34 154H36V153H34ZM36 154V155H37ZM58 154H61V153H58ZM86 154V152L84 153V155ZM115 154V153H114ZM116 154H119V153H116ZM193 154H194V152H193ZM209 154H210V152L208 153V156H209ZM214 154V153H213ZM12 155V154H11ZM17 155V154H16ZM83 155V154H82ZM87 155H88V152H87ZM106 155V154H105ZM108 155V154H107ZM205 156H207L206 154H204ZM203 155V156H204ZM19 156V155H18ZM17 156V157H18ZM28 156V155H27ZM39 156V155H38ZM60 156H62L63 157V154L62 155H60ZM60 156H57L56 155V157H60ZM99 156V155H98ZM100 156H102V155H100ZM111 156H113V153L111 152ZM117 156V155H116ZM116 156H113V159H116L117 157ZM139 156V155H138ZM194 156H195V154L193 155V158H194ZM197 156V155H196ZM201 156V155H200ZM32 157H34V156H32L31 155V159H32ZM41 156H39V158H40ZM75 157V156H74ZM77 157V156H76ZM75 157V158H76ZM79 157V156H78ZM77 157V158H78ZM86 157V156H85ZM90 157V156H89ZM92 157L95 159V157H94V155L92 154ZM108 157V156H107ZM106 157V158H107ZM110 157V156H109ZM108 157V158H109ZM122 157V156H121ZM144 157V156H143ZM191 157V156H190ZM202 157V156H201ZM211 157V156H210ZM214 156H212V158H213ZM15 158V157H14ZM20 158V157H19ZM29 158V159H30ZM35 158V157H34ZM32 159L33 161L35 160V159ZM37 158V157H36ZM52 158V157H51ZM63 158H65V156L63 157ZM93 158H91V160H93ZM103 158H105V157H102V159ZM112 158V157H111ZM110 158V159H111ZM119 158V157H118ZM124 158V157H123ZM203 158V157H202ZM211 158V159H212ZM22 159H23V157H22ZM38 159V158H37ZM48 159H49V157H48ZM47 158H46V161L48 160ZM58 159H60V158H58ZM57 159V160H58ZM62 159V158H61ZM66 159H68V158H65V160ZM84 160H83V162L84 163H86L85 162V160L87 161V159H85V158H83ZM97 159H98V157H97ZM135 159V158H134ZM139 159H140V157H139ZM138 159V160H139ZM207 159V158H206ZM205 159V160H206ZM211 159H208L209 161L211 160ZM42 160V159H41ZM40 160V161H41ZM52 160H53V158H52ZM64 160V161H65ZM69 160H71V159H69ZM90 160V159H89ZM96 160V159H95ZM94 160V161H95ZM100 160V159H99ZM107 161H108V159H106ZM202 161H203V159H201ZM208 160H206V161H208ZM18 161H19V159H18ZM24 161V160H23ZM43 161V160H42ZM45 161V160H44ZM68 161V160H67ZM72 161H75V160H72ZM77 161H78V159H77ZM96 161H98V160H96ZM102 161V163H103V160H101ZM115 161V160H114ZM133 161V160H132ZM132 161H131V163H132ZM144 161V160H143ZM36 162V161H35ZM35 162H34V164H35ZM38 163L37 164H39V160L37 161ZM53 162L55 163L56 161H54L53 160ZM60 162V161H59ZM58 162V163H59ZM62 162V161H61ZM60 162V163H61ZM66 162V161H65ZM65 162H63L64 164H65ZM76 162V161H75ZM82 162V161H81ZM81 162H79V163H81ZM112 162H113V160H112ZM117 162V161H116ZM134 162V164L133 165H135V161H133ZM197 162V161H196ZM205 162V161H204ZM211 162V161H210ZM209 162V163H210ZM42 163V162H41ZM40 163V164H41ZM51 163V162H50ZM62 163V164H63ZM69 163V162H68ZM70 163H72V165H73V163L74 162H70ZM69 163V164H70ZM83 163V164H84ZM110 164H111V162H109ZM125 163V162H124ZM141 163V162H140ZM144 163H146L145 161H144ZM211 163H213V164H215V162L214 161H212ZM26 164V163H25ZM31 164H32V162H31ZM39 164V165H40ZM52 164V163H51ZM76 164V163H75ZM91 164H92V161H91ZM93 164H94V162H93ZM95 164H97V162L95 163ZM94 164V165H95ZM99 164V163H98ZM101 164V163H100ZM104 164H106V162L104 163ZM113 164V163H112ZM123 164V163H122ZM142 164V163H141ZM191 164V163H190ZM194 164V163H193ZM197 164H198V162H197ZM208 164V163H207ZM236 164V163H235ZM58 165V164H57ZM85 165H87V164H85ZM126 165V164H125ZM133 165H130L131 167H133L134 168V166ZM200 165V164H199ZM198 165V166H199ZM209 165H211V164H208V166ZM222 165V166H223ZM17 166V165H16ZM22 167H23V165H21ZM36 166V165H35ZM41 166V165H40ZM64 165H62V167H63ZM76 166V165H75ZM89 166V165H88ZM104 166V165H103ZM115 166V165H114ZM126 166H128V165H126ZM139 166V165H138ZM145 166V165H144ZM191 166V165H190ZM212 166V165H211ZM210 166V168H211V170L212 169H214V168H212ZM26 167V166H25ZM28 167V166H27ZM26 167V168H27ZM58 167H61L60 165L58 166ZM68 167V166H67ZM77 167V166H76ZM81 167V166H80ZM86 167V166H85ZM143 167V166H142ZM201 167V166H200ZM199 167V168H200ZM221 167V166H220ZM224 167V166H223ZM29 168V167H28ZM47 168V167H46ZM74 168V167H73ZM222 168V167H221ZM56 169H58V168H56ZM61 169V168H60ZM135 169V168H134ZM202 169V168H201ZM217 169V168H216ZM20 170V169H19ZM30 170H32V169H30ZM43 170V169H42ZM41 170V171H42ZM66 170V169H65ZM70 170V169H69ZM131 170V169H130ZM142 170V169H141ZM203 170V169H202ZM202 170H199L200 172H202V175L203 176H205L206 174H203V171ZM206 170V169H205ZM223 170H225L224 168L222 169V171ZM55 171H57V170H55ZM67 171V170H66ZM71 171V170H70ZM133 171V170H132ZM188 171V170H187ZM194 171V170H193ZM197 171H198V169H197ZM199 171H198V174H199ZM208 171V170H207ZM214 171V173H217V171H219V170H213ZM19 172H21L22 174H26V172H22L21 170L19 171ZM35 172V171H34ZM72 172V171H71ZM140 172H143V171H140ZM140 172H138V173H140ZM58 173V172H57ZM128 173H130V171L128 172ZM132 173V172H131ZM131 173L129 174L131 177H129L130 178V180H131V178H134L136 175L133 173V175H135L134 177H132V175H131ZM194 173V172H193ZM211 173V172H210ZM209 173V174H210ZM219 174H220V171L218 172ZM255 173V172H254ZM38 174V173H37ZM103 174V173H102ZM127 174V173H126ZM141 175H142V173H140ZM145 174V173H144ZM31 175H35V174H31ZM65 175V174H64ZM75 175V174H74ZM104 175V174H103ZM108 175V174H107ZM113 175V174H112ZM119 175V176H118ZM117 175V177H120V176H122L121 174H118ZM128 175V176H129ZM222 175V174H221ZM23 176H25V175H23ZM27 176H28V173H27ZM49 176V175H48ZM70 176V175H69ZM76 176V175H75ZM84 176V175H83ZM102 176V175H101ZM101 176H99L98 175V178H100L101 179ZM104 176H106V175H104ZM114 177H115V175H113ZM124 177H125V175H123ZM122 176V177H123ZM154 176V175H153ZM215 176H217L216 174H215ZM219 176V175H218ZM16 177V176H15ZM74 177V176H73ZM79 177V176H78ZM87 177V176H86ZM85 177V178H86ZM96 177V176H95ZM107 177V176H106ZM142 178H143V176H141ZM199 177V176H198ZM220 177V176H219ZM218 177V178H219ZM49 178V177H48ZM77 178V177H76ZM81 178V177H80ZM80 178H78V179H80ZM89 178H90V176H89ZM91 178H92V176H91ZM94 178V177H93ZM92 178V179H93ZM104 178V177H103ZM101 179V181L102 180H104V179ZM111 178H112V176H111ZM205 178H207V180L209 179V177H208V175H207V177H204V179ZM217 178V177H216ZM263 178V177H262ZM18 179V178H17ZM23 179V178H22ZM32 179V178H31ZM54 179H55V177H54ZM83 179H84V177H83ZM92 179L90 180V182L92 183ZM100 179H98L99 180V182H101L100 181ZM114 179V178H113ZM112 179V180H113ZM125 179V178H124ZM148 179V178H147ZM13 180V179H12ZM50 181H51V178L49 179ZM61 180V179H60ZM69 180H70V177H69V179H68V181H66V183L64 184L65 186H69L68 188L70 189V191H71V188H70V185H68L67 183L69 182ZM126 180H129V179H126ZM133 180V179H132ZM138 180V179H137ZM42 181V180H41ZM56 181H57V179H56ZM56 181H54V182H56ZM88 181V180H87ZM93 181H96V178H94L93 179ZM115 181H117V180H115ZM120 181V180H119ZM118 181V182H119ZM135 181V180H134ZM134 181H133V185L132 186H135L134 185ZM191 181V180H190ZM255 181H256V179H255ZM12 182V181H11ZM14 182H16V181H14ZM25 182H26V179H25ZM44 182H47V181H44ZM52 183H53V181H51ZM71 182L73 183L74 181H72L71 180ZM71 182H69V183H71ZM84 182H86V181H84ZM89 182V183H90ZM99 182H97L98 184H99ZM103 182V181H102ZM109 182V183H108ZM108 182H107V180H106V183L104 182V183H101L102 185L103 184H106L105 186H108L107 185V183L109 184V185H111V183L112 182H114V181H112L111 183H110V179L108 180ZM121 182V181H120ZM131 182V181H130ZM136 182H138L139 183V180L138 181H135V183ZM207 182H209V181H207ZM8 183H10V182H8ZM49 183V182H48ZM59 183L60 182H58V185H59ZM88 183V182H87ZM88 183V184H89ZM95 183V182H94ZM125 183V182H124ZM206 183V182H205ZM210 183V182H209ZM11 184V183H10ZM54 184H56L57 185V182L56 183H54ZM75 184V183H74ZM202 184V183H201ZM260 184H261V182H260ZM17 185V184H16ZM83 185H85V184H83ZM90 185V184H89ZM97 185V184H96ZM114 185H115V188L118 186V184L116 185L115 183H114ZM130 185H131V183H130ZM209 185H211V183L209 184ZM60 186H62V185H60ZM59 186V187H60ZM71 186H73V184L71 185ZM77 185L75 184L74 185V187H76ZM104 186V185H103ZM104 186V187H105ZM126 186H128V185H126ZM126 186H123V189H124V191H125V188H127ZM141 186H142V184H141ZM208 186V185H207ZM230 186V185H229ZM259 186V185H258ZM11 187H13V186H11ZM77 187H79V186H77ZM86 187H88V186H86ZM95 187V186H94ZM110 187V186H109ZM108 187V188H109ZM144 187V186H143ZM159 187V186H158ZM218 187V186H217ZM63 188V187H62ZM97 188V187H96ZM100 188V187H99ZM113 188V187H112ZM118 188V187H117ZM145 188V187H144ZM204 188V187H203ZM210 188V187H209ZM258 188V187H257ZM64 189H65V187H64ZM74 189V188H73ZM131 189H134V190H132L131 192H132V194H133V191L135 192V191H137V190H135V188L133 187H131L130 188V190ZM228 190H229V188H227ZM226 189V190H227ZM233 189V188H232ZM232 189H230V191L232 190ZM66 190H68V189H66ZM65 190V191H66ZM80 190V189H79ZM89 190V189H88ZM87 190V191H88ZM92 190V189H91ZM99 190V189H98ZM120 190H122V189H120ZM129 190V191H130ZM141 190V189H140ZM209 190V189H208ZM227 190V191H228ZM81 191V190H80ZM83 191V190H82ZM115 191V190H114ZM146 191V190H145ZM214 191V190H213ZM238 191V190H237ZM258 191H259V189H258ZM74 192V191H73ZM78 192V191H77ZM84 193H85V191H83ZM215 192V191H214ZM234 192V191H233ZM68 193V192H67ZM66 193V194H67ZM75 193V192H74ZM79 193H81V192H79ZM88 193H91V192H88ZM136 194H137V192H135ZM201 193V192H200ZM260 194H259V196H255V197H253L249 202H248V204H247V207H248V209L251 211V212H253V217H254V224L259 228V232H260V241L261 242H263L264 243V191H262V192H259ZM86 194H87V192H86ZM121 194H123V193H121ZM68 195V194H67ZM71 195V194H70ZM76 195V194H75ZM78 195V194H77ZM81 195V194H80ZM83 195V197H85L84 196V194H82ZM81 195V196H82ZM98 195V194H97ZM96 195V196H97ZM138 195V194H137ZM212 195V194H211ZM56 196V195H55ZM90 196H92V195H90ZM89 196V197H90ZM94 196V195H93ZM96 196H94L95 197V200H96ZM135 196V198L137 197L136 195H134ZM133 196V197H134ZM221 196H223V195H221ZM23 197V196H22ZM25 197L27 198V199H31V200H34V201H38L39 202V199L36 197V196H33L32 194H27V195H25ZM82 197V198H83ZM105 197H107V196H105ZM132 197V196H131ZM67 198H68V196H67ZM97 201L100 199L99 198V196H97ZM134 198V199H135ZM215 198H217V196H216V194L215 193H213V198L212 199H215ZM57 199H59V198H57ZM78 199H79V197H78ZM81 199V198H80ZM91 199H92V201L94 200L92 197H91ZM104 199V198H103ZM125 199H126V197H125ZM131 200H132V198H130ZM133 199V200H134ZM144 199V198H143ZM223 198H221V203H219V205H218V209H217V219H218V222L220 221V222H222L223 224H224V227H222L224 230H225V233L227 234V235H233V233L235 234L236 233V231H234L235 230V227H237V226H235V224H231L230 223V221H228L225 217H224V212H220V211H225V209H228L229 208V206H228V204L225 202V200H222ZM89 200H90V198H89ZM88 200V201H89ZM116 200V199H115ZM123 200V199H122ZM136 200H138V202H139V199H138V197H137V199ZM54 201V200H53ZM91 201V200H90ZM92 201H91V203H92ZM101 201H103L102 199H101ZM106 201H107V199H106ZM105 200L103 201V204H104V202H106ZM110 201H111V198H110ZM110 201H109V203H110ZM165 201V200H164ZM47 202V201H46ZM67 202V201H66ZM87 202V201H86ZM132 202V201H131ZM149 202V201H148ZM10 203V202H9ZM63 203H65V202H63ZM68 203H71V202H67V204ZM85 203V202H84ZM98 203H99V201H98ZM113 203V202H112ZM122 203V202H121ZM137 203V202H136ZM46 204H48V203H46ZM50 204V203H49ZM72 204V203H71ZM93 204H95V201H93ZM100 204H102L101 202H100ZM100 204H99V206H100ZM105 204H108V203H105ZM115 204V203H114ZM114 204H113V207H114ZM134 204V203H133ZM151 204V203H150ZM3 205V204H2ZM73 205V204H72ZM126 205V204H125ZM243 205H245V204H243ZM44 206H52V205H45L44 204ZM69 206H70V204H69ZM103 206V205H102ZM110 206H112V205H110ZM116 206H118V204L116 203ZM115 206V207H116ZM121 206V205H120ZM123 206V205H122ZM130 206V205H129ZM135 206H136V204H135ZM134 206V207H135ZM138 206H140V204L138 203ZM213 207H215L214 205H212ZM56 207V206H55ZM96 207V206H95ZM112 207V208H113ZM131 207V206H130ZM137 207V206H136ZM49 208V207H48ZM88 208V207H87ZM146 208V207H145ZM21 209V208H20ZM49 209H51V207L49 208ZM60 209H61V207H60ZM62 209H64V208H62ZM115 209H117L118 210V207L117 208H115ZM115 209H113V210H115ZM129 209V208H128ZM13 210V209H12ZM99 210V209H98ZM107 210V209H106ZM112 210V209H111ZM124 210V209H123ZM138 210H139V208H138ZM151 210V209H150ZM14 211V210H13ZM52 211V210H51ZM57 211V210H56ZM87 211V210H86ZM100 211V210H99ZM108 211V210H107ZM127 211V210H126ZM130 211V210H129ZM140 211H141V209H140ZM153 211V210H152ZM16 212H17V214H18V211L16 210ZM15 212V213H16ZM35 212V211H34ZM88 212V211H87ZM101 212H104V211H101ZM109 212V211H108ZM118 212V211H117ZM125 212V211H124ZM124 212H122V213H124ZM134 212V209H132V213ZM37 213V212H36ZM61 213V212H60ZM105 213V212H104ZM103 213V214H104ZM114 213V212H113ZM112 213V214H113ZM120 213V212H119ZM126 213V212H125ZM132 213L130 214L131 215V217H133L132 216ZM135 213H139V211L137 212H135ZM153 213V212H152ZM152 213H150V214H152ZM12 214V213H11ZM20 214V213H19ZM23 214V213H22ZM39 213H37V215H38ZM116 214V213H115ZM134 214V213H133ZM208 214V213H207ZM42 215H43V213H42ZM140 215V220H141V218H142V215H141V213L139 214ZM139 215L138 216H136V214L134 215L137 219H138V217H139ZM154 215V214H153ZM30 216V215H29ZM33 216V215H32ZM52 216V215H51ZM56 216V215H55ZM108 216H110V214L108 213ZM125 216V215H124ZM127 216H129V214L127 215ZM215 216V215H214ZM44 217V216H43ZM47 217V216H46ZM45 217V218H46ZM49 217V216H48ZM94 217V216H93ZM105 217V216H104ZM107 217V216H106ZM238 218V221L240 222V225H242V227H244L245 226V219H244V217H243V214L241 213L240 215L238 214V216H237ZM41 218V217H40ZM51 218V217H50ZM57 218V217H56ZM60 218V217H59ZM134 218V217H133ZM135 218V219H136ZM191 218V217H190ZM216 218V217H215ZM52 219V218H51ZM61 220L63 219V218H60ZM82 219V218H81ZM136 219V220H137ZM143 219H145V217L144 218H142V220ZM155 219V218H154ZM199 219V218H198ZM45 220V219H44ZM48 220H49V218H48ZM69 220V219H68ZM139 220V219H138ZM216 220V219H215ZM64 220H62V222H63ZM145 221V220H144ZM211 221V220H210ZM52 222H54L53 220H52ZM56 222V221H55ZM60 222V221H59ZM58 222V223H59ZM65 222V221H64ZM63 222V223H64ZM67 222V221H66ZM77 222V221H76ZM131 222H132V220H131ZM133 222H135V221H133ZM140 222V221H139ZM139 222L137 221V223H138V225L137 226H139ZM48 223V222H47ZM57 223V222H56ZM61 223V222H60ZM69 223V222H68ZM78 223V222H77ZM88 223V222H87ZM144 223H146V221L144 222ZM143 223V224H144ZM198 223L200 224V225H203V222H201V219H200V221H198ZM18 224V223H17ZM26 224V223H25ZM54 224V223H53ZM79 224V223H78ZM132 224V223H131ZM130 224V225H131ZM140 224H141V222H140ZM153 224V223H152ZM211 224V223H210ZM221 224V223H220ZM223 224H221V225H223ZM28 225L30 226V224L28 223ZM71 225V224H70ZM70 225H68L69 227H70ZM76 225V223L73 225V226H75ZM80 225V224H79ZM86 225V224H85ZM120 225V224H119ZM129 225V224H128ZM136 225V224H135ZM146 225H147V223H146ZM72 226V225H71ZM73 226H72V228H73ZM107 226V225H106ZM141 226H142V224H141ZM145 226V225H144ZM157 226H159V225H157ZM217 226V225H216ZM77 229H79V226L77 227V226H75ZM81 227V226H80ZM84 227V226H83ZM83 227H81V228H83ZM100 227V226H99ZM122 227V226H121ZM131 227V226H130ZM1 228V227H0ZM18 228V227H17ZM57 228V227H56ZM62 228V227H61ZM76 228H74L75 229V233H77L76 232ZM88 228V227H87ZM92 228H93V226H92ZM95 228V227H94ZM101 228V227H100ZM117 228V227H116ZM123 228V227H122ZM132 228V227H131ZM141 228H143V227H141ZM141 228H139V230L141 229ZM146 228H147V226H146ZM145 228V229H146ZM219 228H221V227H219ZM5 229H6V226H5ZM149 229V228H148ZM148 229H146L145 231L147 232L148 231ZM201 229V228H200ZM216 229V228H215ZM91 230V229H90ZM100 230V229H99ZM123 230V229H122ZM131 230H133V229H131ZM139 230H137V231H139ZM143 230V229H142ZM93 231V230H92ZM150 231V230H149ZM218 231H220L219 229H218ZM217 231V232H218ZM7 232V231H6ZM87 232V231H86ZM86 232H85V234H86ZM106 232H108V231H106ZM143 232H144V230H143ZM135 232V234H133L134 236L136 235V233H138L136 236H137V238H139V243H137L138 241V239L136 240V242H135V244L137 243V246H138V244H139V246H138V248H139V252L141 253V255H140V260H141V256H143V258H142V260H144V261H146L147 263H150V262H152L153 260H155L156 259V251H155V249L153 248V246L151 247V245H150V243L149 242H153V241H149V239L148 238H151V237H148V235H146V234H148V233H146V232ZM9 234H10V232H8ZM81 233V232H80ZM84 233V232H83ZM94 233V232H93ZM97 233V232H96ZM122 233V232H121ZM146 233V234H145ZM187 233V232H186ZM209 233V232H208ZM7 234V233H6ZM61 234V233H60ZM64 234V233H63ZM78 234V233H77ZM88 234H90V233H88ZM108 234V233H107ZM107 234H105L106 236H107ZM111 234H112V231H111ZM115 234V236H116V234H117V232H115L114 233ZM119 234V233H118ZM131 234V233H130ZM223 233H221V235H222ZM8 235V234H7ZM57 235V234H56ZM84 235V234H83ZM83 235H82V237H83ZM99 235V234H98ZM109 235V234H108ZM121 236H122V234H120ZM123 235H125V233H123ZM1 236V235H0ZM10 236H12V235H10ZM21 236V235H20ZM85 236V235H84ZM87 236H89V235H87ZM86 236V237H87ZM90 236H92V235H90ZM99 236H101V235H99ZM98 236V237H99ZM103 236V235H102ZM102 236L100 237V238H102ZM105 236V237H106ZM112 235H110V237H111ZM127 236V235H126ZM133 236V237H134ZM139 236V237H138ZM237 236V235H236ZM18 237V236H17ZM66 237H68V239L66 238ZM65 238L67 239V240H70V238H69V236L67 235ZM76 237L77 238H75V236H73L72 238H75V239H77L78 240V237H80L79 236V234H78V236L76 235ZM98 237L96 238L95 237V239H96V241H98L97 239H98ZM117 237V236H116ZM115 237V238H116ZM118 237H120V236H118ZM65 238H64V240H63V238H60V240L62 239L63 241H65ZM81 238V237H80ZM88 238V237H87ZM90 238V237H89ZM99 238V239H100ZM103 238H104V236H103ZM112 238V237H111ZM114 238V236H113V238L112 239H110L109 237H108V239H110V240H114L115 239ZM127 238V237H126ZM125 238V239H126ZM129 238V237H128ZM127 238V239H128ZM135 238V237H134ZM220 238V237H219ZM226 238V237H225ZM238 238V237H237ZM11 239V238H10ZM19 239V238H18ZM44 239V238H43ZM84 239V238H83ZM86 239V238H85ZM84 239V240H85ZM90 239H92V238H90ZM106 239V238H105ZM105 239H103V240H105ZM120 239V238H119ZM118 239V240H119ZM124 238H122V240H123ZM224 239V238H223ZM230 239V238H229ZM228 239V240H229ZM242 239H243V237H242ZM14 240V239H13ZM12 240V241H13ZM23 240H24V238H23ZM32 240V239H31ZM50 240V239H49ZM49 240H47V241H49ZM53 240V239H52ZM74 239H72L71 241H73ZM93 241H94V237H93V239H92ZM110 240H107V241H110ZM121 240V244H123L122 241ZM129 240V239H128ZM133 240V239H132ZM131 240V241H132ZM166 240V239H165ZM199 240H201V241H203V242H205V238H204V236H199ZM238 240H239V238H238ZM246 240V239H245ZM245 240H243V241H245ZM18 241H20V240H18ZM17 240H16V242H18ZM39 241V240H38ZM44 241V240H43ZM54 242H56V244H58V242H59V240H53ZM53 241H50L49 243H51L52 242V244L54 243ZM58 241V242H57ZM71 241H68V242H71ZM74 241H76V240H74ZM87 241H89V240H87L86 239V242ZM127 241V240H126ZM130 241V242H131ZM134 241V240H133ZM220 241V240H219ZM226 241V240H225ZM40 242V241H39ZM102 242V241H101ZM112 242V241H111ZM114 242V241H113ZM119 242H120V240H119ZM128 242V244H129V241H127ZM126 242V243H127ZM232 242H233V240H232ZM246 242V241H245ZM1 243V242H0ZM38 243V242H37ZM44 243H46V242H44ZM74 243V242H73ZM90 243V242H89ZM92 243V242H91ZM97 243V242H96ZM99 243V242H98ZM105 244V242L103 241L102 242V244ZM107 243V242H106ZM133 243V242H132ZM172 243V242H171ZM17 244V243H16ZM21 244V243H20ZM38 244H40V243H38ZM38 244H36V245H38ZM52 244H51V246H52ZM62 244V243H61ZM75 244H76V242H75ZM83 244L85 245V244H87V243H81V248L83 249ZM109 244V243H108ZM115 244V243H114ZM166 244V243H165ZM221 244V243H220ZM12 245V244H11ZM24 245V244H23ZM41 245V244H40ZM40 245H38V246H40ZM44 245V244H43ZM49 245V244H48ZM47 245V246H48ZM54 245V244H53ZM59 245V244H58ZM90 245V244H89ZM94 245H95V242H94ZM94 245H93V248H94ZM101 244H99V245H97L98 247L100 246ZM107 245V244H106ZM116 245V244H115ZM118 245V244H117ZM126 245V244H125ZM131 245V244H130ZM133 245V244H132ZM131 245V246H132ZM237 245V244H236ZM28 246V245H27ZM26 246V247H27ZM38 246L36 247V248H38ZM42 246V245H41ZM50 246V245H49ZM61 246V245H60ZM73 247H74V245H72ZM72 246H71V248H72ZM79 246V244H78V241H77V244H76V246H75V248L73 249V250H75L76 249V247H77V250H78V248L80 247ZM88 246V245H87ZM126 246H129V245H126ZM130 246V247H131ZM11 247V246H10ZM9 247V248H10ZM14 247V246H13ZM31 247V246H30ZM33 247V246H32ZM43 247V246H42ZM55 247V246H54ZM53 247V248H54ZM56 247H57V245H56ZM59 247V246H58ZM58 247L56 248V249H58ZM65 247H66V245H65ZM70 247V246H69ZM89 247V246H88ZM96 247V246H95ZM103 247V249H104V246H101L100 248H102ZM47 248H49V247H47ZM59 248H62V246L61 247H59ZM64 248V247H63ZM67 248H68V246H67ZM81 248H79V252H80V249ZM91 248H92V246H91ZM112 248V247H111ZM132 248H133V246H132ZM226 248V247H225ZM232 248V247H231ZM23 249H24V247H23ZM33 249V248H32ZM42 249V248H41ZM50 249H52V247H50ZM49 249V250H50ZM81 249V250H82ZM84 249H86L85 247H84ZM83 249V250H84ZM87 249H89V248H87ZM95 249V248H94ZM93 249V251H95ZM107 249V248H106ZM110 249V248H109ZM133 249H135V248H133ZM15 250V249H14ZM13 250V251H14ZM20 250V249H19ZM61 250H63V249H61ZM59 251V252H62V251ZM70 249H68V252H70L69 251ZM72 250V249H71ZM82 250V251H83ZM89 250H91V249H89ZM89 250H87V251H89ZM98 250H99V248H98ZM115 250V249H114ZM123 250V249H122ZM228 250V249H227ZM245 250V249H244ZM12 251V252H13ZM44 251H46V250H44ZM53 251V250H52ZM54 251H55V249H54ZM64 251H65V249H64ZM67 251V250H66ZM76 251V250H75ZM85 251V250H84ZM101 251H103V250H101ZM100 251V252H101ZM21 252V251H20ZM35 252V251H34ZM49 252V251H48ZM59 252H58V254H59ZM73 252V251H72ZM71 252V253H72ZM40 253H42V252H40ZM63 253V252H62ZM70 253V254H71ZM75 253V252H74ZM77 253H78V251H77ZM163 253V252H162ZM227 253V252H226ZM234 253V252H233ZM239 253V252H238ZM250 253H251V251H250ZM19 254V253H18ZM23 254H24V252H23ZM46 254V253H45ZM49 254V253H48ZM52 254V253H51ZM50 254V255H51ZM54 254H56V253H54ZM54 254H52V255H54ZM57 254V255H58ZM66 254V252L64 253V255ZM69 254V253H68ZM90 254V253H89ZM91 254H92V252H91ZM98 254V253H97ZM96 254V255H97ZM100 254V253H99ZM108 254V253H107ZM166 254V253H165ZM186 254V253H185ZM235 254V253H234ZM256 254H257V256H258V258H259V260H260V264H264V252L263 251H260V250H257L256 251ZM25 255H26V253H25ZM63 255V254H62ZM80 255H83V253L82 254H79L78 256H80ZM88 255V254H87ZM100 255H102V254H100ZM99 255V256H100ZM106 255V254H105ZM113 255V254H112ZM114 255H116V254H114ZM163 255V254H162ZM229 255V254H228ZM239 255V254H238ZM245 255V254H244ZM30 256V255H29ZM59 256H61V254L59 255ZM73 256V255H72ZM72 256H71V258H72ZM77 256V255H76ZM89 256H92V257H94L93 256V254L92 255H89ZM98 256V257H99ZM104 256V255H103ZM108 256V255H107ZM116 256H119V255H116ZM163 256H165V255H163ZM237 256V255H236ZM243 256V255H242ZM247 256V255H246ZM57 257V256H56ZM81 257V256H80ZM91 257V258H92ZM137 257H139V256H137ZM161 257V256H160ZM238 257V256H237ZM241 257V256H240ZM76 258H78V257H75V259ZM89 258V257H88ZM91 258H90V260H91ZM96 258V257H95ZM95 258H92V259H95ZM127 258H130V257H127ZM57 259V258H56ZM86 259V258H85ZM106 259H107V257H106ZM115 259V258H114ZM240 259V258H239ZM47 260V259H46ZM78 260V259H77ZM81 260H82V258H81ZM90 260H88L89 262H90ZM96 260H98V259H96ZM108 260V259H107ZM109 260H110V258H109ZM112 260V259H111ZM110 260V261H111ZM132 260V259H131ZM157 260V259H156ZM155 260V261H156ZM166 258H165V262H166ZM72 261H74V260H72ZM76 261V260H75ZM79 261V260H78ZM87 261V260H86ZM92 261V260H91ZM109 261V262H110ZM112 261H114V260H112ZM134 261H136L135 259H134ZM236 261H237V259H236ZM239 261V260H238ZM240 261H242V260H240ZM246 261V260H245ZM249 263H250V261L251 260H247ZM246 261V262H247ZM77 262V261H76ZM82 262V261H81ZM96 262V261H95ZM105 262H106V260H105ZM104 262V263H105ZM120 262V261H119ZM136 262H138V261H136ZM145 262V263H146ZM160 262H161V259H160ZM162 262H163V260H162ZM164 262V263H165ZM244 262V261H243ZM242 262V263H243ZM248 262L246 263V264H248ZM78 263V262H77ZM76 263V264H77ZM91 263H94L93 261L91 262ZM90 263V264H91ZM115 263H116V260H115ZM132 262H130V264H131ZM141 263H142V261H141ZM146 263V264H147ZM153 263H155V262H153ZM156 263H157V261H156ZM253 263V262H252ZM251 263V264H252ZM79 264V263H78ZM89 264V263H88ZM106 264H110V263H106ZM120 264V263H119ZM137 264V263H136ZM143 264V263H142ZM160 264H163V263H160ZM169 264V263H168ZM243 264H245V263H243Z\"/></svg>", "mask_w": 264, "mask_h": 264}, {"label": "crops", "instance_id": "0c3cea01", "mask_svg": "<svg viewBox=\"0 0 264 264\" xmlns=\"http://www.w3.org/2000/svg\"><path fill=\"white\" fill-rule=\"evenodd\" d=\"M2 0H0V2H1ZM2 16L0 15V35H1V32H2V30L5 28V26H6V23H5V21L3 20V18H1Z\"/></svg>", "mask_w": 264, "mask_h": 264}]
</instances>
